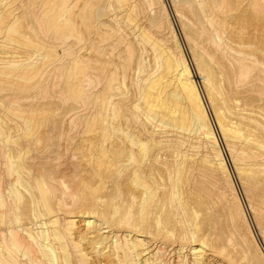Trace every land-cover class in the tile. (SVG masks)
I'll return each mask as SVG.
<instances>
[{
  "label": "bare ground",
  "instance_id": "bare-ground-1",
  "mask_svg": "<svg viewBox=\"0 0 264 264\" xmlns=\"http://www.w3.org/2000/svg\"><path fill=\"white\" fill-rule=\"evenodd\" d=\"M70 1L71 0H33V2H34V5H35V7H36V4H39V5H41L42 7L43 6H45L46 8H47V6L46 5H48V10L47 11H49V12H51V14L49 15V12H44L45 13V15H44V13L43 14H40V15H43L42 16V18L45 16V19H44V21H41L42 23H44L43 25V28H44V30L43 29H41V30H43L42 31V34L44 33V32H47V35H48V33H52L51 35V38H50V40L51 39H53L54 41H56V40H59V42H64V44H67V42H69V41H67L68 39L70 40V38L72 39V38H74L75 37V39L76 38H78V37H80L79 39H76V41L78 40L79 42L81 41V40H86L85 41V43L87 42V39L85 38V34L83 35V31H81V28L80 27H83V25L85 26V29L89 32V33H91V31H93V29H94V26H96V25H94V23L97 21V27H98V16H99V14H100V11L101 10H99L98 8L96 9L97 11L95 12V10H93L95 7H96V5H95V7L94 8H90V6L91 5H89V4H92V2L94 3V1H89V2H91V3H89V4H87L86 2V4H87V6L85 7V11H87L86 12V14L83 16V25L82 26H79V22H78V19L76 20V17H75V19H74V17L73 16H75L76 14H75V11H77V10H71V8H70ZM83 1V0H82ZM87 1V0H86ZM101 1H103V2H105V0H101ZM113 1V0H112ZM112 1H108V2H112ZM139 1V0H138ZM137 1V2H138ZM140 1H143L142 3H143V5L145 4V5H147V6H149L151 9H153V10H156V1L155 0H140ZM159 1V0H158ZM175 2H176V0H174ZM174 1H173V3H174ZM246 0H184V5H186V4H188V5H190V6H192L194 9V12H193V10H191L193 13H194V15H195V18L196 19H193V20H197L196 22L198 23V26H197V29H196V31H194L195 29L194 28H191V29H193L192 31H194L195 32V35H194V37H193V35L191 34L190 35V37L192 36V38H190V37H188V40L187 41H189V44H190V46L191 47H193V49H196V48H198V57L196 58L195 56V58L197 59V65H198V69H199V71H200V74L202 75V77H201V79L203 80V82H204V85H205V88H206V91L208 92V95H209V100H210V103H211V105L213 106V108H214V111H215V113H216V119H217V124H218V128H217V126H216V124H215V122H212V120H211V117H210V114H209V111H208V108H207V104H206V102H205V100H204V97H203V95H202V93H201V91H200V89H199V87H198V84H197V81H196V76H195V74H194V72H193V69L191 68V65H190V63H189V61H188V59L186 58V56H185V54H184V51H183V48H182V44L180 43V40H179V36H177V34H176V30H175V28L172 26V24L173 23H171V20H170V18L169 17H171L170 16V14L168 13V10H167V6L165 5V3H162V5H163V9H161L162 11H161V13H162V15L164 14V16H166V18L165 19H168L167 21H168V23H169V25H170V30H171V34H172V38H173V40L175 41V44H176V50H177V52H175L172 48H171V46L167 43V40L165 41L164 39H166V38H160V39H158V37H157V35H156V37L155 36H153V35H155V33H153L152 34V36H151V38L153 37L154 38V40H155V38H157L158 40H155L156 42H153V41H151L152 43H150L149 42V40L148 41H146V39H145V41L146 42H149L151 45H153L154 46V48L155 49H153L152 47H150L151 49H153L154 50V52L156 51L157 53H155L156 55H157V64L154 62L153 64H156L158 67V70L156 71V69L157 68H155V70H154V72H151V77H150V75H149V79L148 78H145V77H143V78H145V79H147V80H145V79H143L142 81H147V82H145V86H144V88L143 89H141L142 90V96H140V97H142V99H138L139 101H141L140 103H142V104H136V108L134 107V109L135 110H137V111H134V112H138V114L137 115H139V114H141L142 113V115H144V116H142V115H140V116H142V117H145L146 118V120L147 121H149V122H152L153 123V127H154V123H155V121H156V124L158 125V123H159V125H158V127L160 126V128L158 129V130H160L161 128H167V130L169 129L171 132H169L168 131V133L167 134H169V133H171L172 135H174L173 133H172V131H176L177 133H178V131H180V132H189V133H193V134H195V141H197V143L196 142H194V143H196V144H194V145H196V146H194V147H196L197 149H199V148H201V151H202V149H203V151L205 152L204 153V155H203V157L202 158H200V161L198 162V165H195V169L197 168L196 166H198V169H196V171L195 172H197V170H199V181L198 180H196V178H195V180L196 181H198V184H197V188H196V190H194L195 189V187L193 188V187H190V188H192V190H194V192L192 193V191H190V190H188L189 191V193H191V195L190 196H188V197H183V195H184V192H185V188L186 187H188L187 186V184H189V186H190V183H188V181H189V176L191 175V174H189V172H190V168H189V163H190V160L191 161H194V159L192 160V157H189L188 155H186V152L188 153V152H191V151H195V149H193V150H191V151H185V154H183V152L184 151H182V153H180L179 151H178V149H177V151L175 150V149H171V151L173 150H175L176 152H172V154H174L175 155V153H176V155L174 156L173 155V157H176V163L175 162H173V163H175V164H173L172 166H176L175 167V171H173L174 172V176H171L169 179L171 180V183H172V187H173V189L175 190L174 192H173V194L174 195H176V199H179L180 200V202H178V203H180L179 204V207L182 209V213H184L183 215H185V218H186V222L189 224V236H190V239H191V245H192V247H191V251H192V253H193V256H194V259L192 260V264H204V262H206L205 261V259H206V257H205V254L208 252V251H211L210 250V248H209V244L205 241V237H203V235H205V234H216L219 238H217V239H220L221 241H219L221 244V246H219L220 248H216V249H214V250H212V254H214V255H216L217 257H220V258H218V259H222V260H224V261H226V262H229V260L231 259L232 260V258H233V256H232V254L231 255H229L230 254V252L229 251H238L241 255H243V258H244V261H245V263L244 264H255V261L254 260H252L251 259V257H252V254L254 255V256H256L255 258H257V260H258V262H259V264H264V245L261 243V241L258 239V237H257V233L255 232V230H254V227H253V225H252V223L250 222V220H249V217H248V214H247V210H246V208H245V206H244V204H243V202H242V199H241V197H240V194L238 193V191H237V188H236V183L234 182V180H233V176H232V174H231V172H230V170H229V166H228V163H227V159H226V156H225V153H224V151H223V148H222V145H221V142H220V139H219V132H218V129H219V131H220V133H221V135H222V137L225 139V141H226V143H227V145H228V149H229V151H230V153H231V155H232V158H233V160H234V162H235V164H236V166H237V171H238V173H239V175H240V177H241V179H242V181L243 182H246V181H248V183H249V186H250V188L249 189H252L253 191H254V193H255V201H254V203H252L251 204V207H250V210L253 212V214L255 215V217H256V222L258 223V225H259V228H260V232H261V235H262V237L264 238V88L263 87H261L262 86V84H261V82H259L260 84H257V82L258 81H260V80H263L264 81V10H263V6H261V4L260 3H258V1L256 2V5H257V7L255 6V9H256V11L258 12V13H253V14H255V15H253L252 14V12L253 11H250V14H252V15H250V14H248V12L245 10V9H247V8H243V4H244V2H245ZM250 1V0H249ZM3 2V0H0V4ZM9 3L11 2L10 0L8 1ZM14 2V1H13ZM15 2H17L16 0H15ZM29 2V1H28ZM32 2V0L30 1V3ZM50 2L52 3L51 5H50ZM78 2H80V0L78 1ZM84 2V1H83ZM113 2H115V1H113ZM135 0H116V2L115 3H117V4H115L116 6L118 5V9L119 10H121V12H118V14H123V15H125L126 17L127 16H129V20H125V21H127L126 23H128L129 21H130V18H131V20H135V18H134V16L132 17V16H130L129 14H133L134 12V10L133 9H135L134 7H136V5H138V6H140L141 5V8L142 7H145V6H143L142 4H135ZM145 2V3H144ZM247 3H248V1H246ZM251 2V1H250ZM3 3H5V2H3ZM2 3V4H3ZM7 3V2H6ZM5 3V4H6ZM18 3V2H17ZM16 3V4H17ZM22 3V2H21ZM30 3H28V8H30L31 6H33V4L32 5H30V7H29V4ZM81 3V2H80ZM100 3V2H99ZM98 3V4H99ZM102 3V2H101ZM141 3V2H140ZM160 3V2H159ZM158 3V4H159ZM182 3V2H181ZM253 3V2H252ZM254 3H255V1H254ZM264 3V2H263ZM1 4V5H2ZM16 4H15V7H16ZM84 4V3H83ZM104 4V3H103ZM103 4H100V5H102L103 6ZM108 4V3H107ZM22 5V4H21ZM71 5H73L72 4V1H71ZM79 5V4H78ZM93 5V4H92ZM99 5V6H100ZM110 5V4H109ZM115 5H112V6H115ZM183 5V4H182ZM183 5V6H184ZM252 5H254V4H252ZM252 5L250 6V8L249 9H251V7H252ZM3 6V5H2ZM26 6H27V4H26ZM38 6V5H37ZM41 6H39L40 8H41ZM98 6V5H97ZM111 6V9H109V10H112V9H115V8H113ZM115 6V7H116ZM177 6H179V5H177ZM187 6V5H186ZM14 8L12 5L10 6V4L8 5H5V7L3 8L4 10L2 11V12H0V43H2V45H1V48H7V47H9V45H6V46H4L3 45V43H15V42H12V41H16V38H14V36L16 35L17 36V39H18V37H19V39L22 41H19L20 43H18V45L19 44H21V43H23V48L25 47V49H28L29 48V50H31L30 52H32V50H35V49H38L39 48V51L37 50L36 52H38V53H40L39 55L41 56V58L42 59H38L37 61H34L35 60V58L38 56V53H37V56H36V54H35V52H34V54H35V57H34V60H32L33 59V56L31 55V54H27L26 56H22L23 57V59L22 58H20V61L18 60V59H16V60H13V59H11L10 57H8L7 55L9 54V52H12L13 51V49L12 50H9V52H8V50H6L5 49V51H4V49H3V52L1 53V55H3V56H1L0 57V95H3L4 93H5V91H10L11 92V95H12V93H13V95H12V97L13 98H15V102L11 99V97H10V99L14 102V103H17V105H19L20 104V102H19V104H18V101H22V100H24V99H28L29 97H31V94L34 92V94H36L35 93V91L37 90V89H40V87L42 86H40V82H36V81H38L37 79L39 78V81H40V77L42 76L41 75V72L43 73V72H46V70L45 71H43L44 69H45V67L47 66L46 64H49L50 62H52V64L51 65H54L56 62H57V60H58V58L59 57H56V55L57 54H55V52H56V50L54 49H49L50 47H52V46H48V45H46V49L44 48V44L46 43L45 42V39L44 38H46V39H48L44 34H43V36H45L43 39H44V41H42V44L44 45V46H42L41 44L39 45V42H37V40H36V38L34 39V34H35V32H34V34H33V32H31L33 35L31 36V38H33L34 40H36L35 42L37 43H35V42H33L32 40L33 39H30L29 37H27L26 35H23L24 34V32H23V34H22V31H21V27H20V25L18 24L19 23V21L20 20H18V18H15L14 17V13H16V11H15V9L17 8H14L13 10H12V8ZM34 7V6H33ZM32 7V8H33ZM44 7V8H45ZM72 7H74V6H72ZM77 7H79V6H77ZM93 7V6H92ZM109 7V6H108ZM1 7H0V9H2ZM38 8V7H37ZM36 8V10H34L32 13H33V17H35L34 16V14H35V11L37 12V11H40L39 9H37ZM76 8V7H75ZM75 8H73V9H75ZM146 9H149V8H147V7H145ZM162 8V7H161ZM188 8H190V7H188ZM19 9V8H18ZM76 9H79V8H76ZM106 9V8H105ZM118 9L116 10H114V11H118ZM146 9H141V11L142 10H146ZM151 9H149V11H151ZM158 10H159V7L157 8ZM248 9V10H249ZM252 10V9H251ZM13 11H15V12H13ZM74 11V12H73ZM83 11V13H85V11L84 10H82ZM113 11V10H112ZM138 11V10H137ZM139 11H140V8H139ZM138 11V12H139ZM140 11V13H143V12H146V11H143V12H141ZM149 11H147V12H149ZM157 11V10H156ZM187 11V10H186ZM186 11H184V12H186ZM28 12V11H27ZM41 12V11H40ZM132 12V13H131ZM138 12H135L136 14H133V15H137V16H139L138 15ZM147 12H146V14H147ZM154 13H155V11H153ZM181 12V11H180ZM235 12H237V13H235ZM29 13H31V11L29 12ZM47 13V14H46ZM66 13H68V15H66ZM80 13V12H79ZM106 13H110V12H106ZM114 13V12H113ZM154 13L152 14L153 15V21H152V24L150 23V21H149V23L151 24V28H156V30L157 31H159V30H161L160 32H162V23L164 22L163 21V18L160 16V14H158L155 18H154ZM159 13H160V11H159ZM259 13H261V15L259 14ZM14 14V15H13ZM28 14V13H27ZM26 14V15H27ZM144 14V13H143ZM150 14H151V12H150ZM180 14V13H179ZM188 14V13H187ZM16 15H17V13H16ZM30 15V14H29ZM37 15H39L38 14V12H37ZM112 15V14H111ZM111 15H109L110 17H111ZM114 15V14H113ZM28 16V15H27ZM79 16V15H78ZM104 16V15H103ZM103 16H101V17H103ZM106 16H107V14H106ZM109 16H108V18H109ZM117 16V15H116ZM119 16V15H118ZM117 16V18H119ZM148 16H150V15H148ZM147 16V17H148ZM178 16V15H177ZM19 17V16H18ZM22 17V16H21ZM26 17V16H25ZM32 17V16H31ZM41 17V16H40ZM81 17H82V15H81ZM105 17V16H104ZM121 17V16H120ZM187 17V16H186ZM190 17V16H189ZM28 18H30V17H28ZM36 18H39L38 16L36 17ZM41 18V19H42ZM112 18V17H111ZM123 18H125V17H122V19ZM179 18H181L182 20H183V16H182V14H180V17ZM184 18H185V16H184ZM20 19V18H19ZM31 19V18H30ZM33 19H35V18H33ZM40 19V20H41ZM82 19V18H81ZM80 19V20H81ZM114 18H112L111 20H113ZM121 19V22L122 23H124L123 22V20ZM128 19V18H127ZM138 20H141L140 18H137ZM143 19V18H142ZM145 19H146V17H145ZM148 19V18H147ZM150 19V18H149ZM148 19V20H149ZM32 21V19L30 20V22ZM114 21L117 23V24H119V22L120 21H117L116 20V17H115V19H114ZM136 21V23L139 25V28H140V25L143 23V21L141 22V24L139 23V22H137V20H135ZM145 21V20H144ZM147 21V20H146ZM163 21V22H162ZM166 21V20H165ZM191 21V20H190ZM190 21H187V23L188 22H190ZM24 22V21H23ZM28 22V21H27ZM35 22H36V20H35ZM40 23V21H39V19H38V21H37V23ZM103 21L101 20V23H102ZM195 22V23H196ZM37 23H36V25H37ZM38 23V24H39ZM41 23V24H42ZM121 23V24H122ZM126 23H124L125 25H127ZM130 24H128V25H131V21L129 22ZM186 22H185V24H187ZM191 23V22H190ZM197 23H196V25H197ZM22 24V23H21ZM100 24V23H99ZM104 24V23H103ZM102 24V25H103ZM133 24H135V23H133ZM132 24V25H133ZM144 24V23H143ZM194 24V23H193ZM101 25V24H100ZM123 25V24H122ZM124 25V27L127 29V30H125L126 31V34H127V32H128V30H130V27H129V29L126 27ZM145 25V24H144ZM143 25V26H144ZM188 25H191V24H187V26ZM39 26V25H38ZM150 26V25H149ZM186 25H185V28L187 27ZM194 26V25H193ZM34 26H31V28H33ZM40 27H42V26H40ZM101 27V26H100ZM119 27V26H118ZM123 27V26H122ZM131 27H137L138 28V26L136 25V26H131ZM26 28V27H25ZM35 28V27H34ZM36 28H38V27H36ZM121 28V27H120ZM138 28V29H139ZM147 28V27H146ZM163 28H164V26H163ZM184 28V27H183ZM138 29H137V31H138ZM168 28L166 27V29L165 30H167ZM23 30V29H22ZM26 30V29H25ZM133 31H134V29H132ZM132 30H130V32L132 31ZM153 30V29H152ZM155 30V31H156ZM164 30V31H165ZM169 30V29H168ZM188 30V29H187ZM24 31V30H23ZM110 31V30H109ZM111 31H113V30H111ZM115 31V30H114ZM123 30L121 29V32L120 33H123L122 32ZM137 31H136V33H137ZM142 31H143V28H142ZM142 31H140L141 33H142ZM146 31V30H145ZM148 31H150L148 28H147V32ZM157 31H156V33H157ZM163 31V32H164ZM27 32V31H26ZM95 31H93V33H94ZM100 32H102V31H100ZM108 32V31H107ZM116 32V31H115ZM119 32H117L116 34L114 33V32H111V33H113V34H115V35H117V34H120ZM146 32V33H147ZM153 32H154V30H153ZM159 32V33H160ZM170 32V31H169ZM30 33V34H31ZM41 33V32H40ZM96 33V32H95ZM110 33V32H109ZM110 33V34H111ZM132 34L131 35H133V34H135V33H133V32H131ZM143 33H145V32H143ZM149 33V32H148ZM147 33V34H148ZM168 33V32H167ZM88 34V33H87ZM97 34V33H96ZM98 34H100V33H98ZM110 35L109 37H112V36H115V35ZM125 34V33H124ZM124 34H121V35H123L124 36ZM126 34H125V36H126ZM138 34V33H137ZM136 34V35H137ZM160 34H163V33H160ZM165 34H166V32H165ZM165 34H163V35H165ZM168 34H170V33H168ZM186 34H189V33H186ZM37 35V34H36ZM101 35H103V34H101ZM105 35V34H104ZM40 36V35H39ZM50 36V35H49ZM78 36V37H77ZM84 36V37H83ZM98 36H100V35H98ZM123 36H121V38H120V36L118 37V39L120 40V39H122L123 40V42H119V43H115V42H118V41H115L114 42V45H118V46H121V45H125V44H122V43H124V40H125V38L127 37H125V38H123ZM137 36H139V37H142L140 34L139 35H137ZM145 37H147L148 38V36H146V35H144ZM150 36V35H149ZM160 36H162V35H160ZM187 36V35H186ZM38 37V36H37ZM53 37V38H52ZM109 37H105V36H103V38H106L107 40H108V38ZM136 37V36H135ZM144 37V38H145ZM164 37V36H163ZM166 37V36H165ZM169 37V36H168ZM40 38H41V36H40ZM39 38V39H40ZM94 38H96V37H94ZM99 38V37H98ZM113 38V40H115V38L116 37H112ZM138 38V37H137ZM172 38H171V40H172ZM39 39H38V41H39ZM89 39V38H88ZM92 39V38H91ZM106 39H105V41H106ZM110 39V41L109 42H111V41H113V40H111V38H109ZM127 39V38H126ZM149 39H150V37H149ZM41 40H42V38H41ZM41 40H40V42H41ZM62 40V41H61ZM64 40V41H63ZM74 40V39H73ZM131 40V39H130ZM135 40H137V39H135ZM139 40V39H138ZM141 40V39H140ZM7 41V42H6ZM18 41V40H17ZM47 41V40H46ZM77 41V42H78ZM84 41H83V43H84ZM104 41V42H105ZM127 41H129V39H127ZM127 41H125V43L127 42ZM132 41V40H131ZM142 41V40H141ZM143 41H144V39H143ZM173 41V42H174ZM56 42H58V41H56ZM55 42V43H56ZM58 42V43H59ZM75 42V41H74ZM79 42H78V44H79ZM98 42V41H97ZM109 42H107V43H109ZM7 43V44H8ZM17 43V42H16ZM58 43H56L57 45H58ZM81 43H82V41H81ZM80 44V45H78L79 47L81 46V45H83L84 46V44ZM90 43V42H89ZM24 44H25V46H24ZM48 44V43H47ZM64 44H62V45H64ZM87 44V43H86ZM92 44H95V42L94 43H92ZM91 44V45H92ZM104 44V43H103ZM146 44V43H145ZM174 44V43H173ZM172 44V45H173ZM13 45H15V44H13ZM13 45H11V46H13ZM69 45V44H68ZM91 45L90 46H88V47H91ZM95 45H97V44H95ZM93 46L92 45V47H96V46ZM100 45V44H99ZM105 45V44H104ZM104 45H101V46H104ZM113 45V44H112ZM127 45V44H126ZM139 45H142V44H140L139 43ZM138 45V46H139ZM148 44H146V46H147ZM15 46H17V44L15 45ZM22 46V45H21ZM27 46V47H26ZM39 46H41V48L39 47ZM47 46L49 47L48 48V50H50V51H47ZM127 46H129V43H128V45ZM143 46V45H142ZM175 46V45H174ZM14 47V46H13ZM12 47V48H13ZM19 48H21L20 46H18ZM46 50V51H44L43 50V48ZM57 46H55V48H56ZM59 47H61V46H59ZM71 47V46H70ZM73 47V46H72ZM87 47V46H86ZM86 47L84 46V48H85V50H86ZM87 47V48H88ZM113 47H115V46H113ZM121 47H123L124 48V46H121ZM133 47V46H132ZM132 47H130V48H126L127 50H128V55L131 57L132 56V53H134V52H132V50L134 49V47H133V49H131ZM16 48V47H15ZM22 48V49H23ZM31 48V49H30ZM63 48V50L65 49V47L63 46L62 47ZM69 48V47H68ZM83 48V49H84ZM101 48V50H97V51H102V49H104L105 50V48H108V46L107 47H100ZM109 48H110V45H109ZM148 48H149V46H148ZM8 49V48H7ZM10 49H11V47H10ZM70 49V48H69ZM68 49V50H69ZM75 49V48H74ZM80 49H82V48H80ZM95 49V48H94ZM97 49V48H96ZM112 49V48H111ZM130 49H131V51H130ZM191 49V48H190ZM15 50V49H14ZM16 50L18 51V48H16ZM20 50V49H19ZM43 50V51H42ZM51 50H53V51H51ZM68 50H65L66 52L68 51ZM76 50V49H75ZM78 50V49H77ZM84 50V51H85ZM88 50V49H87ZM91 50H93V48L91 49ZM110 50V49H109ZM112 50H114V49H112ZM126 50V51H127ZM135 50V49H134ZM17 51H14V52H16L17 53ZM22 51V52H21ZM25 51V50H24ZM23 50H20V51H18V53H25ZM73 51V50H72ZM116 51H117V49H116ZM125 51V50H124ZM14 52H13V54H14ZM29 52V53H30ZM65 52V53H66ZM70 52H71V49H70ZM73 52H75V51H73ZM72 52V53H73ZM77 52V51H76ZM75 52V53H76ZM107 52V51H106ZM121 52H123V51H121ZM132 52V53H131ZM135 52H136V50H135ZM27 53V52H26ZM72 53H67V55L66 56H68V57H70L71 55H72ZM79 53H81V50L79 51ZM79 53H77V55L79 54ZM86 53V52H85ZM91 53H93V51L91 52ZM100 53V52H99ZM99 53H95V56H96V54H98V56H101V54H99ZM102 53V52H101ZM123 53H125V52H123ZM130 53V54H129ZM196 53V52H195ZM69 54V55H68ZM74 54V53H73ZM126 54H127V52H126ZM25 55V54H24ZM31 55V56H30ZM77 55H75L74 54V56L75 57H77ZM81 55V54H80ZM85 55V54H84ZM83 55V56H84ZM103 55V54H102ZM118 55V56H117ZM117 55H114V56H117V57H119V56H121V58H122V53L121 54H117ZM128 55H126V56H124L125 58H123L122 60L123 61H131L132 60V57L135 55H133L132 57H131V60L130 59H128V60H126V57H129ZM153 55V54H152ZM155 55V56H156ZM9 56H12L11 54L9 55ZM40 56H39V58H40ZM74 56H72L73 57V59H71V57L69 58V59H71V62L69 61V64L68 65H63L64 63H60V65H63V66H61L62 67V69H61V67H60V69L58 68V67H56V68H58L59 70H61V72L59 73V75H61L60 76V78L62 77V78H64L63 80V82H64V86H62L63 87V89H64V87H65V89H66V91L67 92H65V93H68L67 94V96L66 97H70V99H71V102L73 101V102H75V100H76V102L78 103V102H87V103H89L88 101H93L97 96H98V98L99 97H104L102 100H104V99H106L107 97L106 96H108V95H106V96H103L102 95V91L101 92H98V94L99 95H97L96 94V91H95V94H93V93H91L90 92V90H91V88H94L95 87V85H93L94 87H92V85H91V83H95L94 82V80H92V78L94 77V76H96V75H94L92 78H91V80H90V78L89 77H91L92 75L91 74H89L88 76H87V74L86 73H81L82 75H80V76H83V77H79V78H76V73L74 72V70H75V67H74V65H77V67H76V70H79V65L81 64V63H84V64H86L85 62H82V61H79V62H81V63H79V62H77L79 59L80 60H82L81 58H76V59H74L75 57ZM98 56H96V57H98ZM104 56V55H103ZM103 56L102 57H100L101 58V60L102 61H104L103 59H105V58H103ZM136 56V55H135ZM13 58H14V55L12 56ZM16 57H18V56H16ZM19 57H21V56H19ZM87 57H89V56H87ZM106 57V56H105ZM129 57V58H130ZM85 58V57H84ZM83 58V59H84ZM103 58V59H102ZM109 58V57H108ZM107 58V60H109L110 61V59H113V58H110V59H108ZM115 58V57H114ZM120 58V57H119ZM135 58V57H134ZM153 58H154V56H153ZM59 59H61V58H59ZM64 59V58H63ZM67 59V58H66ZM78 59V60H77ZM91 59V61H92V57L90 58ZM89 58L88 59H85V60H90ZM97 59V58H96ZM77 60V61H76ZM98 60V59H97ZM96 60V61H97ZM60 61V60H59ZM64 61V60H63ZM68 61V60H67ZM91 61H89V62H87V65H85L84 67H81V70L83 69V68H86L85 70H87L86 72H88V71H90L91 70V68H93L92 66H94L95 67V62H93V63H91ZM113 61H116V60H113ZM123 61H121V63H125V66L122 64H119V65H121V67H126V65H130V64H126V63H128V62H123ZM154 61H155V58H154ZM101 62V61H100ZM105 62V61H104ZM111 62V61H110ZM118 62V61H117ZM119 62H120V60H119ZM135 62V60L133 61V63ZM54 63V64H53ZM79 63V64H78ZM88 63H91V64H93V65H89ZM97 63V67L99 66L98 65V62H96ZM101 63H103V62H101ZM130 63V62H129ZM131 63H132V61H131ZM59 64V63H58ZM100 64V63H99ZM106 64H108V63H105L104 64V66H103V64L101 65L102 67H104V71L106 72V70H105V68H106ZM113 64V63H112ZM118 64V63H117ZM140 64V61H139V63H138V65ZM144 64V63H143ZM142 64V65H143ZM131 65H133V64H131ZM137 65V66H138ZM196 65V66H197ZM49 66H50V64H49ZM48 66V68H51V66L49 67ZM81 66V65H80ZM83 66V65H82ZM87 66H89L88 68H87ZM101 66H99V67H101ZM110 66V65H109ZM112 66V65H111ZM111 66H110V68H111ZM140 66L141 65H139V67H137V69L138 68H140ZM155 66V65H154ZM54 67V68H55ZM91 67V68H90ZM98 67V68H99ZM101 67V68H102ZM108 67V66H107ZM133 67H134V65H133ZM145 67V66H144ZM97 68V69H98ZM109 68V67H108ZM129 68L131 69V67L129 66ZM129 68H127L126 67V69L128 70ZM134 68H136V67H134ZM152 68V67H151ZM47 69V68H46ZM53 69V68H52ZM118 69V68H117ZM121 68H119V70H120ZM145 70H143V71H146V68H144ZM51 70V69H50ZM55 70H57V69H55ZM81 70H79V72H81ZM100 71H103V70H101V69H99ZM99 70H97V71H99ZM118 70V71H119ZM139 70V69H138ZM149 70H151V69H149ZM58 71V70H57ZM83 71H84V69H83ZM96 71V72H97ZM109 71H112V70H110L109 69ZM109 71L108 72H106V73H109ZM117 71V72H118ZM122 71L124 72V68H122ZM126 71V70H125ZM143 71H140V72H143ZM148 71V70H147ZM48 72V71H47ZM73 72H74V74H73ZM77 73H78V71H76ZM95 72V73H96ZM113 72V71H112ZM111 72V73H112ZM115 72H116V70H115ZM127 72V71H126ZM126 72H124V73H126ZM133 72V71H132ZM104 73V72H103ZM102 73V74H103ZM106 73H105V78H102V77H104L102 74H100L101 76L99 77V75H98V78L96 77L95 79L97 80V79H99V81H101V79L103 80L104 79V81L106 82L104 85H105V91L106 92H108L109 94L111 93L112 94V92H109L110 91V89L111 88H113L112 86H113V84H111L112 83V81H114V79H115V77L114 78H112L111 76L109 77L108 76V74L106 75ZM124 73L122 74V72H121V74L122 75H124ZM128 73L129 72H127L125 75L126 76H123L124 78H122L123 80L122 81H126L127 79L126 78H128V77H130L131 78V76H132V74H131V76H128ZM136 73V70L134 69V73H133V75ZM147 73H149V72H147ZM152 73H155V74H153L152 75ZM46 74V73H45ZM52 74V73H51ZM98 74H99V72H98ZM117 74V73H116ZM138 74V73H137ZM58 72H57V74L55 75V76H57V77H55V78H57L58 80L60 79L58 76ZM110 75H112V74H110ZM121 75V76H122ZM44 77H45V75H43ZM46 76H48L47 74H46ZM74 76V77H73ZM109 77V79L108 78H106V77ZM112 76H114V74L112 75ZM128 76V77H127ZM88 77V78H87ZM126 77V78H125ZM146 77H147V75H146ZM52 78H53V76H52ZM74 78H76L74 81H75V83H74V81L72 82V80L71 79H74ZM84 78V79H83ZM87 78V79H86ZM110 78H112L113 80H110ZM50 79V78H49ZM56 79V81H58ZM106 79H108V80H106ZM119 79V78H118ZM117 79V80H118ZM36 80V81H35ZM46 80V79H45ZM45 80L43 79V81L45 82ZM61 80V79H60ZM87 80V81H86ZM131 80V79H130ZM41 81H42V79H41ZM42 81V82H43ZM59 82V81H58ZM61 83H62V81H60ZM97 82H98V80H97ZM102 82V81H101ZM118 82V81H117ZM117 82H114L115 84L117 83ZM138 82V81H137ZM136 82V83H137ZM143 82V83H144ZM60 83V84H61ZM86 83H88V85H86L85 86V84ZM134 83V82H133ZM138 83H140V82H138ZM143 83H141V84H143ZM47 84V83H46ZM45 84V85H46ZM98 84H100L99 82H98ZM102 84V85H103ZM124 84H126V82H123V86H126V85H124ZM55 85H59V83L58 84H56L55 83ZM54 85V86H55ZM101 85V86H102ZM135 85V84H134ZM259 85H261V86H259ZM50 86V85H49ZM53 86V88H55ZM87 86H90L88 89L86 88ZM98 87H100L99 85H97ZM115 86H117V85H115ZM139 86V85H138ZM138 86H136V87H138ZM51 87V86H50ZM50 87H48V84L46 85V87L44 88V89H41V91L39 92V90H38V94H37V99L40 97V94L41 95H43V96H45L46 95V93L47 94H50V91H49V89L48 88H50ZM58 87H60V86H56V91H57V88ZM61 87V88H62ZM127 87V86H126ZM42 88H43V86H42ZM48 89V91H49V93L47 92V89ZM61 88H60V91H63L64 92V90H61ZM102 88H104V86H102ZM118 89H122V88H120V87H117ZM95 90H96V88H94ZM94 89H93V91L92 92H94ZM113 89H115V88H113ZM127 89L129 90V88H125V90L127 91ZM50 90H51V88H50ZM59 90V89H58ZM101 90H104V89H101ZM109 90V91H108ZM125 90H122L123 91V93H126V92H124ZM138 90V89H137ZM59 91V92H60ZM105 91H103V92H105ZM111 91H112V89H111ZM120 91V90H119ZM4 92V93H3ZM10 92H8L9 93V95H10ZM52 92H54V90L52 91ZM58 92V93H59ZM63 92H61L60 94H62V96L64 95V93ZM105 92V93H106ZM117 92V91H116ZM121 92V91H120ZM128 92H130V90L128 91ZM139 92V91H138ZM1 93H3V94H1ZM107 93V94H108ZM123 93H117V95L119 94V95H122ZM139 93H141V91L139 92ZM138 93V94H139ZM6 94H7V92H6ZM45 94V95H44ZM59 94V95H60ZM113 94H114V91H113ZM126 94H128V93H126ZM5 95V94H4ZM58 95V94H57ZM125 95V94H124ZM124 95H123V97H124ZM49 96V95H48ZM129 96H130V93H129ZM129 96H127L126 95V97H129ZM132 96V95H131ZM7 99H9L8 97H7V95L5 96ZM34 97V96H33ZM46 97H47V95H46ZM46 97H45V99H46ZM49 97H51V95L49 96ZM49 97H47V98H49ZM114 97H116V96H114ZM121 97V96H120ZM123 97H121L120 99H122ZM4 98V97H3ZM5 98V99H6ZM54 98V97H53ZM58 98H59V96H58ZM97 98V99H98ZM111 98V97H110ZM110 98L108 97V99H109V101H112L113 102V100H110ZM125 98V97H124ZM132 98H133V96H132ZM131 98V99H132ZM139 98V97H138ZM35 99H36V96H35ZM43 99V98H42ZM65 99V98H64ZM134 99H135V96H134ZM3 100L4 99H2V102H3ZM29 100V99H28ZM31 100V99H30ZM48 100V99H47ZM50 100V99H49ZM54 100V99H53ZM62 100V99H61ZM81 100V101H80ZM96 100V99H95ZM99 100V102H100V98L98 99ZM124 100V102H125V100H126V98L125 99H123ZM122 100V101H123ZM0 101H1V99H0ZM8 101V100H7ZM6 100H5V102H7ZM26 101V100H25ZM36 101V100H35ZM37 101H40V100H37ZM46 101V100H45ZM52 101V100H51ZM66 101V100H65ZM106 101H107V99L105 100V104H102L103 106H105L106 105ZM13 102H11V103H13ZM22 102H24V101H22ZM47 102V101H46ZM62 102V101H61ZM75 102V103H76ZM98 101H96L94 104H96ZM98 102V103H99ZM102 102H104V101H102ZM101 102V103H102ZM112 102H109L110 104H114V106L115 107H117L118 105L117 104H115V103H117V102H115V103H112ZM131 102V101H130ZM136 102H138V101H136ZM9 103V102H8ZM24 103H26V104H23V106H25L26 108H28L27 107V102H24ZM30 103V102H29ZM40 103V102H39ZM63 103V102H62ZM86 103V106H88V105H90V103L89 104H87ZM92 103V102H91ZM100 103V104H101ZM109 103H107V104H109ZM1 104V103H0ZM3 104V103H2ZM22 104V103H21ZM20 104V105H21ZM31 104V103H30ZM66 104V103H65ZM93 104V103H92ZM20 105H19V107H20ZM80 105H82V104H80ZM112 105H110V106H112ZM127 105V103L125 104V106ZM128 105H130V104H128ZM133 105V104H132ZM7 106H8V104H7ZM13 106V104H11L10 105V107H12ZM31 106V105H30ZM85 106V105H84ZM94 106H96V105H94ZM100 106V107H99ZM98 107H99V111H100V108H102L103 106H101V105H99ZM109 106V105H108ZM108 106H105V108L107 109L108 108ZM109 106V107H110ZM113 106V107H114ZM122 110H123V108L125 107L123 104H122ZM5 107V106H4ZM32 107V106H31ZM35 106L33 105V108H34ZM44 107V106H43ZM43 107H40V108H42L41 110H43ZM90 107V106H89ZM114 107V108H115ZM127 107V106H126ZM13 108V107H12ZM14 108H15V106H14ZM36 108V107H35ZM37 108H38V106H37ZM40 108H38V112H35V111H33L32 113H31V111L29 110V109H27V110H29L30 111V115L31 116H33L34 115V113L38 116V114L41 116L42 114H41V112L39 113V109ZM104 108V107H103ZM103 108H102V110H103ZM104 108V110H106ZM0 109H2L1 107H0ZM9 109V108H8ZM17 109V108H16ZM32 109V108H31ZM110 109H112V107L110 108ZM119 109H120V106H119ZM125 109V108H124ZM132 109V108H131ZM3 110H5V109H3ZM2 110V111H3ZM23 110V109H22ZM33 110V109H32ZM40 110V111H41ZM45 110V109H44ZM47 110V109H46ZM45 110V111H46ZM89 110V109H88ZM100 111V113L98 112V111H96V112H98V113H96V114H100V115H102V113H104L105 111L103 110V111ZM113 110V109H112ZM48 111V110H47ZM60 111V110H59ZM82 111V110H81ZM90 111V110H89ZM107 111H111V110H107ZM124 111L125 110H123V112H122V115L124 114ZM3 112H5V111H3ZM12 113L13 114V110H10L9 111V113ZM50 112V114L48 113V112H46V113H44V116L46 117V115L45 114H49V118H45V119H49L50 120V118H53V119H51L52 121H54V115L55 116H57L56 114H58L57 112L55 113L54 112V115H52V112L53 111H49ZM83 112V111H82ZM109 112H107V115H109L110 113ZM121 112V111H120ZM120 112H118V113H120ZM126 112V111H125ZM141 112V113H140ZM1 113V112H0ZM11 113H10V115H11ZM19 114V112H17V110L16 111H14V114ZM60 113V112H59ZM78 113V112H77ZM109 113V114H108ZM112 113V112H111ZM118 113H116V110H114L113 111V113L111 114L112 116H113V120L111 119V118H109L110 117V115H109V117H108V119H110V120H112L113 121V124H109V126H111L112 128H113V131H112V128H111V130L110 131H112V134L111 133H109L107 130H105V129H108V128H105L104 130L107 132V136H108V133L109 134H111V136H113L114 134H113V132L115 133H117V134H119V135H121V137L120 138H122V139H127V141L129 142L128 144H131V146H135L133 149H137L138 150V147H139V149H140V151L139 152H141V154H142V156H141V158L143 157V159L144 158H147L148 156H149V154H150V151L152 150V149H154L153 148V146L154 145H157L158 143L155 141V143H157V144H154V142L152 143V142H150L152 139H149V142L147 141V140H138L137 138H135L134 136H135V134H134V136L133 135H131L132 133H128V131L127 132H125L122 128H121V126H119V124H121L120 122H117L118 120V117H120L121 116V114L120 115H118ZM15 114V116H17ZM20 114H22L23 115V117H22V119H21V117H19L20 116ZM19 114V118L18 117H15L16 119L18 118L19 120H21L20 122H25V124H24V127L27 125V128H26V133H24V132H21V133H23V134H31V132L32 131H34L35 129L36 130H38L39 128H44V127H39V125H38V129H37V124H40V126L41 125H43V121L45 120H43L42 118V120L40 119V123H37V121H39V119H38V117L36 118V117H34V118H36V119H38L37 121L35 120V122H33V119L34 118H32V120L31 119H29V118H31V116L30 115H28V116H26V118H24V113H23V111H22V113H20ZM26 114H28V112L26 113ZM47 114V115H48ZM74 114V113H73ZM126 114H128V112L126 113ZM130 114H131V112H130ZM1 115V114H0ZM2 115H4V114H2ZM8 115V113L7 114H5L4 116H5V118H6V120H8L7 119V116ZM63 115V114H62ZM75 115V114H74ZM92 115V114H91ZM95 115V114H94ZM13 116V115H12ZM43 116V115H42ZM41 116V117H42ZM51 116H53V117H51ZM59 116H60V114H59ZM58 116V117H59ZM72 116V115H71ZM81 116H84V115H82L81 114ZM86 116V115H85ZM84 116V117H85ZM124 116H125V114H124ZM134 116V115H133ZM27 117H29V118H27ZM93 117V116H92ZM91 117V118H92ZM95 117H98V115H95ZM104 117V116H103ZM12 118V117H11ZM10 117H9V119H11ZM14 118V119H15ZM44 118V117H43ZM76 118V117H75ZM80 118V117H79ZM79 118H76L75 120H73L72 121V123H71V125L73 124L74 125V121H76V122H78L77 120H79ZM88 118H90V117H88ZM94 118V117H93ZM99 118H100V116H99ZM125 118V117H124ZM132 118V117H131ZM130 118V119H131ZM140 118V117H139ZM16 119H15V123H16ZM105 119H107L106 117H105ZM108 119L107 120H105V121H108ZM120 119V118H119ZM128 120V118L126 117V120H128L127 122H129V121H131L132 123H133V119H135V117L132 119V120ZM12 120V119H11ZM47 120H46V122H47ZM70 120V119H69ZM87 120V119H86ZM89 120H91V119H89ZM88 120V121H89ZM96 120V118L92 121V122H94V123H87V121H86V124L87 125H92V126H94L95 127V122L97 121H95ZM117 120V121H116ZM137 120H138V118H137ZM136 120V121H137ZM146 120H144L145 121V123H146ZM14 121V120H13ZM112 121H110V123H112ZM143 121V122H144ZM0 122H1V120H0ZM6 122V121H5ZM4 122V123H5ZM22 122V123H23ZM56 122V121H55ZM82 122V121H81ZM139 122V121H138ZM137 122V123H138ZM143 122H141V123H143ZM3 123V122H2ZM0 124V135L2 134H4V133H6V132H4L5 130H4V128H2L3 126V124ZM34 123H37L36 125L34 124ZM50 123V122H49ZM65 123V122H64ZM107 123V122H106ZM105 123V124H106ZM152 123H149V124H151L152 125ZM7 123H5V125H6ZM14 124V123H13ZM16 124H18V123H16ZM47 124V123H46ZM77 124H79V123H77ZM76 124V125H77ZM108 124H107V126H108ZM148 124V123H147ZM19 125V124H18ZM21 125V124H20ZM19 125V126H20ZM34 125L36 126V128H34ZM76 125H74V128L73 129H75V126ZM86 125V126H87ZM96 125H97V123H96ZM139 125V124H138ZM146 125V124H145ZM7 126V125H6ZM43 126H45V125H43ZM65 126V125H64ZM131 126H132V124H131ZM140 126V125H139ZM156 126V125H155ZM18 126L16 125L15 126V128H17ZM73 127V126H72ZM90 128H94V127H91V126H89ZM102 127H104V126H102ZM141 127H144L143 125L141 126ZM146 127H148L147 125H146ZM10 128V127H9ZM22 128L23 127H21V130H22ZM46 128V127H45ZM76 128H78V126L76 127ZM101 128V127H100ZM156 128H157V126H156ZM155 128V129H156ZM18 129V128H17ZM16 129V130H17ZM87 131L90 133V131H89V128L87 127ZM110 129V128H109ZM108 129V130H109ZM19 130V129H18ZM23 130H25V128H23ZM22 130V131H23ZM35 130V131H36ZM40 130V129H39ZM85 130V129H84ZM91 130V129H90ZM140 130V129H139ZM142 130V129H141ZM143 130H144V128H143ZM147 130V129H146ZM146 130H144L145 131V134H148V133H146V132H149L148 130L146 131ZM164 130H166V129H162V131H164ZM7 131V130H6ZM11 131V130H10ZM20 131V130H19ZM86 131V130H85ZM85 131H83V132H85ZM86 131V132H87ZM143 131V132H144ZM29 132V133H28ZM37 133H40V131H36ZM36 132L32 135V137H33V139H31V140H34V141H36L35 139H36V136H37V134H36ZM43 132V131H42ZM73 132H75V131H73ZM92 132V131H91ZM103 132V131H102ZM140 132V131H139ZM142 132V131H141ZM142 132V133H143ZM167 132V131H166ZM175 132V133H176ZM11 134V136H12V132H10ZM14 133V132H13ZM21 133H19V134H21ZM47 133V132H46ZM79 133V132H78ZM93 133H96V132H93ZM152 133H155V132H152ZM162 133V132H161ZM35 134H36V136H35ZM74 135H75V133H73ZM80 134V133H79ZM96 134H98V133H96ZM103 134V133H102ZM104 134H105V132H104ZM6 135V134H5ZM5 135H3V136H5ZM8 135V134H7ZM6 135V136H7ZM10 135H9V142H10V145H12L13 146V144H15V142H19V141H21V142H25L23 139H24V136H23V138H21L22 136H20L19 138H21V140L20 139H18V141H17V139H16V141H14V143H12L13 141L12 140H10L12 137H10ZM64 135V134H63ZM70 135V134H69ZM94 135V134H93ZM139 135V134H138ZM150 135H154V134H150ZM149 135V136H150ZM177 134H175L174 135V137L176 136ZM183 135V134H182ZM185 135V134H184ZM5 136V138H7ZM30 136L31 135H28V137H26V138H30ZM38 136H41V134H39ZM86 136H90V135H88V133L86 134ZM86 136H84V138H87ZM104 136V135H103ZM106 136V137H107ZM110 136V135H109ZM108 136V137H109ZM110 136V137H111ZM165 136H167V135H165ZM170 136V135H169ZM14 137V136H13ZM31 137V138H32ZM34 137H35V139H34ZM68 137V136H67ZM105 136H104V138H106ZM107 137V138H108ZM109 137V138H110ZM118 137V136H117ZM152 138H154L153 136H151ZM158 137V136H157ZM173 136H172V138H170L169 137V141H175V140H173V138H174ZM178 137H179V135H178ZM178 137H175L174 139H177ZM180 137H182V136H180ZM0 138H2L1 136H0ZM5 138H3V139H5ZM17 138V137H16ZM25 138V139H26ZM45 138V137H44ZM82 138V137H81ZM81 138H79V139H81ZM106 138V139H107ZM119 138V137H118ZM190 138V137H189ZM194 138V137H193ZM193 138H191V139H193ZM8 139V138H7ZM5 140L4 142H6V146L3 144L2 146H4V147H6V150L7 151H5V149H4V151L2 152L1 151V159L3 158V162L2 161H0V162H2V165L3 166H1V168H0V171L3 169V170H5V172L7 173V174H11L12 176H10V179L7 177H5L6 179H8L7 181L9 182V180H10V183L8 184V185H5V184H2V182H0V218H1V220H2V222L5 224V225H7L6 226V229L7 230H5V232H3L2 233V231H1V229H0V231H1V233H2V235L3 236H1V240H0V264H60V263H63V264H72V262H74V261H72L73 259V257H75V256H73L72 257V253H71V255H70V252H69V249H68V245L69 244H66V242L67 243H69V242H71V244H72V239L70 238V237H72L73 238V227L74 226H76V220H75V218H76V216L75 215H71V212H69L70 210H72L71 208H73V207H70V210H68L66 207H65V205H64V200H66L67 198H69L68 197V195H69V193L68 192H66V194H68V195H66L67 196V198H66V196H64L66 199H64L63 200V197H61L62 198V202H63V204H61V202H59L60 203V205L58 206V204H57V206H56V204L54 203L55 201L54 200H56L57 201V199L56 198H58L59 196V193L58 192H60V191H58L57 192V190H58V188L56 187V189L55 188H53V187H51L50 185H46V183H45V185H43L42 184V182H45V181H47V180H43V181H39V178H38V176H39V173H38V175H34L35 176V178H36V176H37V178L38 179H35L36 181H34V187H35V182H36V186H37V189H38V191H39V197H40V200L39 199H36L35 198V196H34V198L35 199H33V196L31 195V194H33L32 192H34V191H32L31 192V188L32 187H30L29 188V185L30 186H32L29 182H27V180H26V182H27V184L25 185V180L23 181V180H21L23 177H24V175H26V174H30V173H28L29 171H27V173L25 174V170H30L31 171V174H35L34 172H33V170H32V168H33V165L31 164L32 163V161H30L31 163V165H32V168L30 169V168H27V167H29L30 165H28V164H26L25 163V161H26V159H28V157L25 155V154H19V157H14V156H16V154L14 155L13 154V157H12V155L10 156L9 154L10 153H8L9 151L11 152V149H12V147H11V149H7V147L8 148H10L9 146H8V144H9V142H8V140ZM48 139V138H47ZM69 139H72V138H69ZM76 139V138H75ZM89 139V138H88ZM38 140L40 141V137H38ZM38 140H37V143H38V145L40 144V143H42V142H38ZM67 140V139H66ZM72 140H74V139H72ZM78 140V139H77ZM83 140V139H82ZM82 140H79V141H82ZM85 140V139H84ZM83 140V141H84ZM109 140V139H108ZM153 140H155V139H153ZM152 140V141H153ZM177 140H180V139H177ZM186 140H190V139H188V137H187V139ZM34 141H31V142H33L34 143ZM111 141H112V139H111ZM113 141H115V140H113ZM145 141H147V142H145ZM168 141V140H167ZM7 142H8V144H7ZM50 142V141H49ZM67 142V141H66ZM105 142L107 143L108 141L107 140H105ZM124 142V141H123ZM126 142V141H125ZM161 142V141H160ZM191 142V141H190ZM0 143H1V139H0ZM12 143V144H11ZM27 143V142H26ZM29 143V142H28ZM46 143V142H45ZM73 143V142H72ZM72 143H69V144H72ZM76 143V142H75ZM79 143V142H78ZM127 143V142H126ZM187 143V142H186ZM186 143H183V144H185V147L187 146V144ZM20 144V143H19ZM31 145H32V143H30ZM29 144V145H30ZM80 144V143H79ZM78 144V145H79ZM108 144V143H107ZM106 144V145H107ZM125 144V143H124ZM127 144V145H128ZM168 144V143H167ZM182 144V146L184 147V145ZM192 144V143H191ZM191 144H190V146L189 147H193V146H191ZM18 145V144H17ZM17 145H15V147L17 148L18 146ZM23 146H27V145H25V143L24 144H22ZM21 145V146H22ZM165 145V144H164ZM193 145V144H192ZM1 146V145H0ZM22 146V147H23ZM35 146H36V144H35ZM73 146H75V145H73ZM198 146V147H197ZM15 147H14V149H15ZM22 147H20L19 149H16L17 151L19 150V152H20V149L22 148ZM32 147H34V146H32ZM42 147V144H41V146H40V148ZM103 147H106V146H103ZM161 147V146H160ZM173 147H175V146H173ZM178 146H176V148H177ZM28 148V147H27ZM31 148V147H30ZM29 148V149H30ZM39 148V147H38ZM44 148H45V146H44ZM72 148V147H71ZM79 148V147H78ZM125 148L126 147H124V150H125ZM132 148L130 149V151L132 150ZM179 149H180V146L178 147ZM187 148V147H186ZM2 149V150H3ZM23 149V148H22ZM33 149V148H32ZM31 149V150H32ZM36 149L37 148H35V152H36ZM42 149V148H41ZM127 149V148H126ZM170 149H169V151H170ZM9 150V151H8ZM13 150V149H12ZM25 150H27V149H25ZM69 150H70V147H69ZM77 149H75V151H76ZM79 150V149H78ZM104 150V149H103ZM107 149L105 148V150H104V152L106 151ZM129 150V149H128ZM184 150H186V149H184ZM188 150V149H187ZM190 150V149H189ZM28 151H30V150H28ZM33 151V150H32ZM33 151V152H34ZM40 151V150H39ZM42 151V150H41ZM41 151H40V153H41ZM89 151H90V149H89ZM202 151V152H203ZM21 152H24V151H21ZM26 152V151H25ZM37 152H38V149H37ZM43 152H44V150H43ZM42 152V154H44ZM88 152V151H87ZM125 152H128L127 150H125ZM195 152H199V150L198 151H195ZM12 153H14L13 151H12ZM30 153H32V152H30ZM29 153V154H30ZM73 153V152H72ZM90 154H92L91 152H89ZM101 153V152H100ZM103 153V152H102ZM105 153H107V152H105ZM137 152H134L133 153V150H132V154H134V155H132V159L133 160H135V162H137V160H136V156H135V154H136ZM177 153H178V155H177ZM28 154V155H29ZM80 154V153H79ZM96 154V153H95ZM108 154V153H107ZM107 154H105L104 156H107L108 157V155ZM121 154V153H120ZM125 154V153H124ZM126 154H128L129 155V153H126ZM21 155H22V158H21ZM23 155H25L26 157V159L25 158H23ZM31 155L32 154H30V156H29V159H30V157H31ZM35 155V154H34ZM36 155H38V154H36ZM75 155H77L76 153H75ZM102 155V154H101ZM131 155V154H130ZM130 155H129V157H130ZM138 155V154H137ZM160 155V154H159ZM158 155V156H159ZM191 155V154H190ZM198 155H200L201 156V152H200V154H198ZM18 156V155H17ZM38 156H40V158H41V154L40 155H38ZM82 156V155H81ZM91 156V155H90ZM95 156V155H94ZM103 156V155H102ZM103 156V158H105ZM119 156H121V155H119ZM155 155H153V157H154ZM34 157V156H33ZM96 157V156H95ZM138 157V156H137ZM152 157V156H151ZM151 157H150V159H151ZM152 157V158H153ZM39 158V157H38ZM37 158V159H38ZM62 158V157H61ZM108 158H110V157H108ZM191 158V159H190ZM198 158V157H197ZM196 158V159H197ZM24 159H25V161H24ZM32 159H35V158H32ZM67 159V158H66ZM71 159H73V158H71ZM75 159V158H74ZM84 159V158H83ZM93 159H95V158H93ZM102 159V158H101ZM101 159H97V161H101ZM131 159V160H132ZM142 159V160H143ZM154 159V158H153ZM153 159H151V161L153 160ZM175 159V158H174ZM40 161H41V159H39ZM60 160V159H59ZM62 160V159H61ZM103 160V159H102ZM113 160V159H112ZM130 160V161H131ZM146 160V159H145ZM149 160V159H148ZM158 160H160V159H158ZM35 161V160H34ZM63 161V160H62ZM65 161V160H64ZM81 161H83V160H81ZM96 161V160H95ZM106 161V160H105ZM105 161H102V162H105ZM109 161H111V160H109ZM169 161V160H168ZM168 161L167 160H165L164 161V164H166L165 162H167V164H168ZM196 161V160H195ZM198 161V160H197ZM39 162V161H38ZM61 162V161H60ZM102 162H100V163H102ZM128 162H129V160H128ZM134 162V163H135ZM146 162V161H145ZM144 160H143V166H144ZM148 162H150V161H148ZM154 162V161H153ZM161 162V161H160ZM34 163V162H33ZM67 163V162H66ZM110 163V162H109ZM132 163V162H131ZM192 163V162H191ZM25 164L26 165H28V166H25ZM36 164H38L39 165V163H36ZM35 164V166H37V168H39L40 167V165L42 164V163H40V165H39V167H38V165H36ZM58 164H59V162H58ZM57 164V165H58ZM92 164H95L96 165V163H92ZM99 164V163H98ZM121 164V163H120ZM151 164H153L154 165V163H152L151 162ZM151 164H147V166H151ZM43 165V164H42ZM102 165H104V164H99V165H97V166H99V167H101ZM108 165V163L105 165V166H107ZM113 165V164H112ZM131 165V164H130ZM135 165V164H134ZM145 165H146V163H145ZM191 165V164H190ZM60 166L62 167L63 165H61L60 164ZM90 166V165H89ZM92 166V165H91ZM105 166H103L102 168H100L101 170L99 171L98 169V167H94V165L92 166V168H91V170L92 169H95V170H98V172H96V171H92L93 173H97L96 175H98V177H101L102 176V179H103V174H105V173H101L102 175H99V172H101V171H105V170H107V169H112L113 168V166H115V165H113L111 168L109 167V165L107 166V168L105 167ZM137 166V165H136ZM135 166V167H136ZM157 166V165H156ZM156 166H153L151 169H153L154 167H156ZM162 166V165H161ZM192 166V165H191ZM25 167H26V169H25ZM44 167V166H43ZM59 167V166H58ZM58 167H57V169H58ZM65 167V166H64ZM80 167V166H79ZM94 167V168H93ZM131 167V166H130ZM138 167H139V165H138ZM248 167H250V168H253L254 169V171H252V169H249ZM35 168V167H34ZM90 168V167H89ZM88 168V169H89ZM137 168V167H136ZM148 168V167H147ZM24 170V173H23V170ZM36 169V168H35ZM40 169V168H39ZM56 169V168H55ZM80 169V168H79ZM102 169H105V170H102ZM149 169V168H148ZM147 169V170H148ZM151 169H149V171L151 170ZM157 169H159L158 167H157ZM156 169V170H157ZM21 170H22V172H21ZM37 171H38V169H36ZM43 170H45V169H42V172H43ZM73 170V169H72ZM143 170H146V169H143ZM161 170H163V173H164V169L162 168ZM167 170V168L165 169V171ZM47 171V170H46ZM46 171H45V173H46ZM51 171V170H50ZM79 171V170H78ZM108 171H111V170H108ZM108 171H106V173L108 172ZM126 171V170H125ZM124 171V172H125ZM167 171H169V170H167ZM33 172V173H32ZM39 172V171H38ZM70 172V171H69ZM121 172V171H120ZM118 173V174H121V173ZM131 172V171H130ZM129 172V173H130ZM142 172V171H141ZM141 172H140V169H136V171L135 172H131L132 174L133 173H135V178L133 179V181L135 182V184H137L138 186H135V187H139V186H141V188H143V187H145L147 190H149V192H150V194H148V191L146 192V194H148V195H150L149 196V198L147 199V198H143L144 200L145 199H147L146 201H145V204L143 205V206H141V209H140V212H139V218H140V224H135V225H132V223H131V221H130V219L129 218H127L126 217V215H127V208H125V207H122L121 208V210H117L116 211V213H115V215L113 216V218H110V222H112V223H114V224H116V225H118V226H123V225H129V226H133V227H137V228H145V223L148 221L147 219L149 218V216L151 215H149V209L146 207V206H148V205H146L147 203H150V202H153V200H154V198H156L157 196H155L154 195V191L155 190H152L151 189V187L148 185L149 183H147V182H145V180H143L142 178H141ZM1 173V172H0ZM2 173H4V172H2ZM6 173L4 174V175H6ZM21 173H23V175L21 174ZM37 173V172H36ZM40 173H41V170H40ZM59 173V172H58ZM82 173V172H81ZM128 173V174H129ZM130 173V174H131ZM154 173H156V172H154ZM159 173V172H158ZM163 173L161 174V173H159V174H161V176L163 175ZM170 173V172H169ZM13 174H16V176H18V177H14V178H17V179H13L14 181H16V182H13V180L11 181V179L13 178V176H15V175H13ZM29 175V178H31L30 176H32V175ZM127 174V173H126ZM127 174V175H128ZM165 174H168L167 172H165ZM195 174V173H194ZM1 175V174H0ZM8 175V176H9ZM22 175V176H21ZM41 175H42V173H41ZM61 175V174H60ZM63 175V174H62ZM89 175V174H88ZM106 175V174H105ZM108 175V174H107ZM113 175V174H112ZM143 176L145 175V174H142ZM169 175H171V174H169ZM169 175H166L167 177L169 176ZM21 176V177H20ZM45 178L48 176H45V174L43 175ZM52 176V175H51ZM65 176V175H64ZM90 176V175H89ZM95 176V175H94ZM122 176V175H121ZM134 176V175H133ZM165 176V180L167 179V177ZM196 176H198L197 174H196ZM195 176V177H196ZM4 176L2 175L1 176V178H3ZM12 177V178H11ZM42 177V176H41ZM40 177V178H41ZM53 177V176H52ZM55 177V176H54ZM114 177V176H113ZM113 177H110L111 179L113 178ZM145 177V176H144ZM220 177H222L223 179H224V181H225V183H226V185H227V187H228V192H229V195H228V193L226 192V189L225 190H222V189H224V188H222L221 189V187H219V183H221V182H219L218 183V180L220 181ZM4 178V179H5ZM26 178H28V175H27V177ZM25 177H24V179H26ZM34 178V177H33ZM60 178V177H59ZM61 178H62V176H61ZM60 178V179H61ZM64 178V177H63ZM75 178V177H74ZM77 179H78V177H76ZM79 178H80V175H79ZM87 178H89V177H87ZM116 178H118V177H116ZM116 178H115V180L114 181H116ZM147 178V177H146ZM3 179V180H4ZM48 179V178H47ZM50 179V178H49ZM59 179V180H60ZM100 179V178H99ZM101 179V180H102ZM131 179V178H130ZM197 179H198V177H197ZM30 180H32V178L30 179ZM56 180H57V178H56ZM55 180V181H56ZM58 180V182H60ZM63 180V179H62ZM65 180V179H64ZM71 180H72V176H71ZM79 180V179H78ZM119 180H121V177H120V179ZM164 180V181H165ZM194 180V181H195ZM1 181V180H0ZM50 181H52V183H53V180L52 179H50ZM75 181V179L73 180V182ZM117 181H118V179H117ZM132 181V180H131ZM193 181V180H192ZM223 181V182H224ZM4 183L6 182V180L5 181H3ZM12 182V183H11ZM33 182V181H32ZM48 182V184H49V180L47 181ZM62 182H64V181H62ZM67 182H69V180H67ZM72 182V183H73ZM77 182V181H76ZM101 182H104V181H101ZM100 182V183H101ZM166 182H169V181H167L166 180ZM222 182V183H223ZM88 183V182H87ZM113 183V182H112ZM117 183V182H116ZM115 183V184H116ZM118 183H119V181H118ZM151 183H153V181H151ZM156 183V182H155ZM165 183V182H164ZM171 183L169 182V185H171ZM221 183V184H222ZM242 183V182H241ZM56 184V183H55ZM85 184V183H84ZM103 184V183H102ZM120 184V183H119ZM133 183H131V186H133L132 185ZM154 184V183H153ZM193 184V183H192ZM191 184V185H192ZM19 185H23L24 187H22L21 186V188H24V189H22V190H24L25 191V189H29L28 191L29 192H31V194L27 191H25L26 193H29L28 195L30 196V197H32V203H31V205L33 204L34 206H32V210L30 211V209L28 208V209H25V211L26 210H29V211H26V212H22V211H20V209H22L24 206H25V201L24 200H26L27 198H29V197H27L26 199H25V197H24V195L26 196V194H22V190L20 191V187H19ZM59 185H60V183H59ZM58 185V186H59ZM70 185V184H69ZM73 185V184H72ZM128 185H130V184H128ZM247 185V184H246ZM56 186V185H55ZM64 186H66V184H64ZM71 186V185H70ZM83 186V185H82ZM85 186V185H84ZM116 186V185H115ZM114 186V187H115ZM157 186V185H156ZM222 186H223V184H222ZM248 186V187H249ZM34 187H33V189H34ZM61 187V186H60ZM103 187V186H102ZM106 187V185H104V187L103 188H105ZM117 187V186H116ZM224 187V186H223ZM20 188V189H19ZM61 188H63V187H61ZM71 188V187H70ZM91 188V187H90ZM100 188V187H99ZM144 188V189H145ZM157 188H158V186H157ZM160 188V187H159ZM168 188V187H167ZM32 189V190H33ZM37 189L35 190V191H37ZM106 189V188H105ZM117 189V188H116ZM119 189H122V188H119ZM161 189V188H160ZM159 189V190H160ZM187 189V188H186ZM188 189H189V187H188ZM56 190V191H55ZM59 190H61L60 188H59ZM64 188L62 189V193L61 194H63L64 195ZM79 190V189H78ZM82 190H83V187H82ZM95 190H97V189H94L93 191H95ZM101 190V189H100ZM66 191V190H65ZM72 190H70V192H71ZM113 192H116L117 193V191H115V189L114 190H112ZM111 191V192H112ZM156 191H158V190H156ZM168 191V190H167ZM171 191H173V190H171ZM245 191H247L248 192V190H245ZM251 191V190H250ZM78 192V191H77ZM97 192V191H96ZM111 192H110V194H111ZM118 192H120V191H118ZM159 192V191H158ZM252 192V191H251ZM55 193H58V195H56ZM97 193H99V192H97ZM156 193V192H155ZM162 193V192H161ZM168 193H170V195H171V192H168ZM36 193L34 192V194L33 195H35ZM80 194H81V192H80ZM114 196H115V194L114 193H112ZM111 194V195H112ZM157 195H158V193H156ZM164 194L166 195L167 193H165L164 192ZM172 194V195H173ZM185 194H187V193H185ZM251 194H253V193H251ZM27 195V196H28ZM55 195H56V198H55ZM70 195H73L72 193L70 194ZM91 195V194H90ZM111 195H109L108 197H110ZM117 195H118V193H117ZM116 195V196H117ZM133 195V194H132ZM167 195H169V194H167ZM173 195V196H174ZM120 196V195H119ZM118 196V197H119ZM122 196V195H121ZM155 196V197H154ZM36 197H37V195H36ZM38 197V198H39ZM74 198H72V199H75V198H77L75 195L73 196ZM145 197V196H144ZM148 197V196H147ZM166 197V196H165ZM169 197V196H168ZM167 197V198H168ZM172 197V196H171ZM24 198V199H23ZM55 198V199H54ZM79 198V197H78ZM120 198V197H119ZM134 198H136V197H134ZM162 198V197H161ZM166 198V199H167ZM170 198V197H169ZM72 199H70V200H72ZM108 199V198H107ZM113 199V198H112ZM114 199H116V197L114 198ZM113 199V200H114ZM121 199L123 200V197H121ZM121 199H119V201L121 200ZM30 200V199H29ZM121 200V201H122ZM162 200V202H163V200L164 199H161ZM168 200L169 199H167L166 200V202L169 204L170 202H168ZM171 200H173V199H171ZM22 201L24 202V204L23 205H21V203H22ZM34 201V202H33ZM61 201V200H60ZM78 201V200H77ZM77 201H75V200H73V204H75L74 202H76L77 203ZM82 200H80V202H81ZM112 200H110V202H111ZM135 201V200H134ZM251 201V200H250ZM27 202H28V199H27ZM26 202V204H28V203H30V202H28L27 203ZM108 202V201H107ZM112 202H114V201H112ZM112 202L110 203L111 205H112ZM166 202H163V204L164 203H166ZM172 203L174 202V201H171ZM17 203H20L19 205H15V204H17ZM57 203V202H56ZM105 203V202H104ZM118 203V202H117ZM135 203H136V201H135ZM154 203V202H153ZM166 203V204H167ZM72 204V205H73ZM119 204V203H118ZM117 204V205H118ZM140 204H142V202L140 203ZM139 204V205H140ZM151 204V203H150ZM160 204V203H159ZM171 204V203H170ZM30 205V206H31ZM117 205H115V207H117ZM139 205H138V209H139ZM152 205V204H151ZM22 206V207H21ZM28 206H29V204H28ZM29 206V207H30ZM75 206V205H74ZM104 206V205H103ZM110 206V205H109ZM119 207H120V205H118ZM150 206V205H149ZM159 206V205H158ZM161 206V205H160ZM21 207V208H20ZM56 207H59V208H62L63 210L62 211H68V212H66V213H69L70 215H68L67 214V216L65 217V218H67V219H65V224H64V227H63V225H62V227H59L60 225V215L62 216L64 213H60V215L58 214V212H56ZM114 207V208H115ZM171 207V206H170ZM169 207V208H170ZM26 208V207H25ZM58 208V209H59ZM130 208H132V207H130ZM67 209V210H66ZM89 209H91V208H89ZM159 210H160V208H158ZM170 209H172V208H170ZM179 209V208H178ZM177 209V210H178ZM22 210H24V209H22ZM158 210V211H159ZM59 212H60V209L58 210ZM76 211H78V210H76ZM137 211H139V210H136V212ZM161 211V210H160ZM159 211V212H160ZM172 211V210H171ZM175 211V210H174ZM112 212H113V210H112ZM112 212H111V214H112ZM178 212V211H177ZM23 213V214H22ZM58 215H57V214ZM155 213V212H154ZM174 213V212H173ZM158 214H161V212L160 213H158ZM175 215H176V212L174 213ZM22 215L23 216H25L24 218L22 217ZM179 215V214H178ZM203 216L204 215V217L203 218H200V216ZM26 216L27 217H32L33 219H34V222L35 223H28L29 225L30 224H32V225H34L35 224V226H36V229L34 228V230H36V232L34 231V233L35 234H33L32 232H31V230L30 229H27V228H25L24 227V219L26 218ZM111 216V215H110ZM155 216V215H154ZM153 216V217H154ZM164 216V215H163ZM181 216V215H180ZM112 217V216H111ZM158 217H162V215L161 216H159L158 215ZM177 217H179V216H176L175 217V219L177 218ZM23 218V219H22ZM61 218H63L64 219V217H61ZM173 218H174V216H173ZM173 218H171V216H170V218L169 219H171V220H173V221H176V220H174ZM180 218V217H179ZM178 218V219H179ZM21 219L22 220H24L23 222H21ZM30 219L31 218H29V219H26L27 221H30ZM85 219H87V222H86V224L88 225V227L89 228H92V227H96V223H97V221H98V218H95L94 216H92V215H86L85 216ZM161 219V218H160ZM1 220H0V222H1ZM97 220V221H96ZM170 220V221H171ZM102 221V220H101ZM156 223H157V221L159 222V220H157V218H156ZM181 221H182V219H181ZM31 222V221H30ZM78 222V221H77ZM81 222V221H80ZM149 222V221H148ZM163 222H164V219H163ZM176 222H179L178 220L176 221ZM183 222H185L184 220H183ZM24 224V225H22V224ZM168 223H169V221H168ZM172 223V222H171ZM28 224H26V225H28ZM78 224H80V223H78ZM84 224V223H83ZM1 225H3V224H1ZM0 225V226H1ZM15 225V226H14ZM17 225V226H16ZM86 225V226H87ZM103 225V224H102ZM160 224H158V226H159ZM164 225H166V224H164ZM168 226H164V227H169V226H173V224H167ZM181 225V223H179V226ZM183 225H184V223H183ZM9 226V227H8ZM31 226V225H30ZM111 226V225H110ZM115 226V225H114ZM156 226V225H155ZM178 225H176V227H177ZM4 227V225L1 227V228H3ZM29 227V226H28ZM33 227V226H32ZM94 227V228H95ZM116 227V226H115ZM181 227V226H180ZM179 227V228H180ZM184 227V226H183ZM62 228V229H61ZM77 228V227H76ZM75 228V229H76ZM104 228V227H103ZM102 228V229H103ZM159 228V227H158ZM157 227H156V229H158ZM258 228V229H259ZM79 229V228H78ZM85 229H87V227L85 228ZM96 229H98L97 227H96ZM118 229H119V227H118ZM121 229V228H120ZM119 229V230H120ZM124 229V228H123ZM166 229H168V228H166ZM166 229H164V230H166ZM182 229V228H181ZM181 229H179V230H181ZM30 230V231H29ZM77 230V229H76ZM75 230V231H76ZM128 230V229H127ZM153 230H155L154 229V226H153ZM176 230V229H175ZM184 230H185V227H184ZM74 231V232H75ZM124 231H126V230H124ZM155 231H158V230H155ZM162 231V230H161ZM169 231V230H168ZM174 231V230H173ZM52 232V233H51ZM99 232H101V231H99ZM103 232L104 233H108V231H104L103 230ZM103 232H102V234H103ZM116 232H117V229H116ZM141 232V231H140ZM160 232V231H159ZM167 232V231H166ZM165 232V233H166ZM186 232V231H185ZM129 233H132V232H129V231H126V232H122L121 233V235H120V233H118V234H115L114 236H115V239L113 240L114 241V246H112V249H113V247H115V251L117 252L116 254L118 255V259H119V262H120V264H152V263H154V260H152V262L150 261L151 260V258H153V259H156V262L158 261H163V257H165V256H163L162 255V253L164 252L165 253V251H161L162 249L160 248V249H158V251L157 252H155L154 254H151L150 255V253L149 252H146L145 250L147 249V248H145L146 247V245H148V244H146V240H144L143 238L144 237H146L145 235H143V234H141V233H133V234H129ZM171 233V232H170ZM179 233H180V231H179ZM88 234V233H87ZM94 234H97V233H93L92 235H94ZM159 234H161L162 235V233H159ZM186 234L188 235V233L186 232ZM186 234L184 235V236H186ZM1 235V234H0ZM89 236L91 235L90 233L88 234ZM171 235V234H170ZM211 235H210V238H211ZM52 236H54V238L56 239V240H58L60 243H61V249L60 248H58V249H60L61 250V254L63 255V257H62V255L60 256L59 255V251L57 252V250H56V248L53 246V245H56V244H54V242H52L51 240H53V239H51V237ZM65 236H70V237H67L68 239V241H66L65 239ZM81 236V235H80ZM109 236H110V234H109ZM168 235H166L165 237H167ZM91 237V236H90ZM151 237H153V238H156L154 235H152ZM180 237H183V236H180V234H179V238ZM209 237V236H208ZM53 238V237H52ZM89 238V237H88ZM185 238H187V236L185 237ZM104 240V239H103ZM180 240H182V239H180ZM207 240H210L209 238L207 239ZM214 240V239H213ZM183 241V240H182ZM185 242V241H184ZM52 243H53V245H52ZM56 243H58V242H56ZM74 243H76V242H74ZM73 243V244H74ZM187 243V242H186ZM189 244H190V242H188ZM70 244V245H71ZM72 244V245H73ZM73 246H75L76 247V250H78L77 248L80 246H78V244L77 245H73ZM157 246V245H156ZM58 247V246H57ZM158 247V246H157ZM72 249L70 250V251H72L73 250V247H71ZM155 248V247H154ZM215 248V247H214ZM80 249V248H79ZM171 249V248H170ZM146 253H145V252ZM73 252V251H72ZM152 252V251H151ZM103 253H105V252H103ZM153 253V252H152ZM163 253V254H164ZM167 253V252H166ZM210 253V252H209ZM229 253V254H228ZM78 255L79 254H81V258H80V261H81V263H79V264H88V257L86 258L85 257V254H82V252L81 253H77ZM102 254V253H101ZM120 254H121V256H120ZM78 255H76V256H78ZM162 255V256H161ZM166 255V254H165ZM172 255H174V254H172ZM146 256H149V257H146ZM207 256V255H206ZM229 256H232V258H230ZM115 257H117V256H115ZM210 257H211V255H210ZM61 258H63V261L61 260V262H60V259ZM205 258V259H204ZM72 259V260H71ZM76 259H77V257H76ZM210 259V258H209ZM208 259V260H209ZM217 259V260H218ZM235 259V258H234ZM233 259V260H234ZM115 260V259H114ZM167 260V259H166ZM184 260V259H183ZM212 260V259H211ZM214 260V259H213ZM79 260L78 261H76L75 263L77 264V262H80ZM117 261V260H116ZM170 261V260H169ZM168 261V262H169ZM174 261V260H173ZM180 261V260H179ZM157 262V263H158ZM178 262V261H177ZM216 262V261H215ZM221 262V261H220ZM223 262V261H222ZM230 262H232V261H230ZM243 262V261H242ZM118 263V262H117ZM171 263H172V261H171ZM170 262H169V264H171ZM176 263V262H175ZM210 263H212V262H210ZM223 263H225V262H223ZM159 264V263H158ZM164 264V263H163ZM165 264H168V263H165ZM173 264V263H172ZM179 264H184V263H182V262H179ZM206 264V263H205ZM218 264V263H217ZM225 264H230V263H225ZM235 264H237V263H235Z\"/></svg>",
  "mask_w": 264,
  "mask_h": 264
},
{
  "label": "rangeland",
  "instance_id": "rangeland-1",
  "mask_svg": "<svg viewBox=\"0 0 264 264\" xmlns=\"http://www.w3.org/2000/svg\"><path fill=\"white\" fill-rule=\"evenodd\" d=\"M9 0H3V2H7L6 4L5 3H1L0 4V7L2 8H4L5 7V5H9L10 4V6L12 5L14 8H16L15 9V11H16V13H17V15H16V13H14L13 15H14V17L15 18H18V20H20L19 21V25H20V27H21V31H22V34H23V32H24V34L23 35H26L27 37H29L30 39H33V38H31V36L34 34V32H35V36H34V39L36 38V40H37V42H39V45L41 44L42 46H44V48L46 49V45H48L49 47L50 46H52V47H48L47 46V51H50V50H48V48L49 49H55L56 50V52H55V54H57L56 55V57H59V58H61V59H59L58 58V60H57V62L54 64V65H51L52 64V62H50L49 64H50V66H51V68H48V66H49V64H46L47 66L45 67V69L43 70V71H45L46 70V72H41V79H42V81H43V79L45 80V82L43 81H41V79H40V81H39V78L37 79L38 81H36V82H40L39 84H40V86L42 85L43 86V88H42V86L40 87V89H37L36 91H35V93L36 94H34V92L31 94V97H29L28 99H24V100H22V101H24V102H27V107L28 108H26L25 106H23V104H26V103H24V102H22V101H18V104H19V102H20V107H19V105H17V103H14L16 100H15V98H13L12 97V95H13V93H12V95H11V92L10 91H5V95L3 94V93H1V94H3V95H0V99H1V101H0V107L2 108V109H0V120H1V122H0V124L2 123L3 125V127L2 128H4V132H6V133H4L3 135H5L7 138H5V136H3L2 134L0 135L2 138H0L1 139V143H0V161H2L3 162V158L1 159V151L3 152L4 151V149H5V151H7L6 150V147H4V146H2L3 144L5 145L6 144V142H4L6 139L8 140V142H9V135L11 134L10 132H12V136L10 135V137H12L10 140H12L13 142L12 143H14V141H16V139H17V141H18V139H20L21 140V138H23V136H24V143H25V145H27V146H23L22 144H24L23 142H21V141H19L18 143L17 142H15V144H13V146L12 145H10V142H9V144H8V142H7V144H8V146L10 147V148H8L7 147V149H11V147H12V149H11V152L9 151L8 153H10L9 155L11 156L12 155V157H13V154L15 155L16 153V156H14V157H19V154L21 153V154H27L26 156L28 157V159H26L25 157V155H23V158H25L26 159V161H25V159H24V161H25V163L26 164H28V165H30L29 167H27V168H32V165H33V168H32V170H33V172L35 173V174H31V171L28 169V170H25L26 169V167H25V174L27 173V171H29L28 173H30L32 176H30L31 178H32V180H30L31 178H29V175L30 174H26V175H24V177L26 178L27 177V175H28V178H26V179H24V177L21 179V180H25V185L27 184V182H29L32 186H30L29 185V188L30 187H32L31 188V192L32 191H34L36 194L35 195H33L34 194V192H32L33 194H31V192H29L28 190L29 189H25V191L27 192H29L32 196H33V199H39L40 200V197L38 196L39 195V191H38V189H37V186H36V182H35V187H34V181H36L35 179H38L39 178V181L41 182V181H43V180H49V184H48V182L47 181H45V182H42V184L43 185H45V183H46V185H50L51 187H53V188H55L56 189V187L58 188H60L61 190H59V188H58V190H57V192L58 191H60V192H58L59 193V195H58V193H55L56 195H58L59 197L58 198H56V195H55V198L57 199V201L56 200H54L55 202V204H56V206H57V204H58V206L60 205V203L59 202H61V204H63V200L64 199H66L67 198V196L66 195H68V194H66V192H68L69 193V195H68V197L69 198H67L66 200H64V205H65V207L68 209V210H70V207H73V208H71L72 210H70L69 212H71V215H75L76 216V218H75V220H76V226H74L73 228V238L72 237H70V236H65V240L66 241H68L69 239L67 238V237H70L71 239H72V244L74 243V242H76V243H74L73 245H77L78 244V250H76V247L75 246H73L72 244H71V242H69V243H67L66 242V244H69L68 246V249H69V252H70V255H71V253H72V257L73 256H75V257H73L71 260L72 261H74V262H72V264H76L75 262L76 261H80V258H81V254H77V253H81L82 252V254H85V257L87 256L89 259H88V264H120V262H119V259H118V255L116 254L117 252L115 251L116 249H115V247H113V249H112V246H114V239H115V234H118V233H120V235H121V233L122 232H126V231H129V232H132V233H129V234H135V233H141V234H143V235H145L146 237H144L143 239L144 240H146V244H148V245H146V247L145 248H147L145 251L146 252H149L150 253V255L151 254H154L155 252H157L158 251V249H162L161 251H165V253L163 254L162 253V255L163 256H165V257H163L162 259H163V261H157L159 264H165V263H168L169 264V262L171 263V261H172V263L173 264H179V262H182V263H184V264H192V260L194 259V256H193V253H192V251H191V247H192V243H191V239H190V236H189V224L186 222V218H185V215H183L184 213H182L183 211H182V209L179 207V204L180 203H178V202H180V200L179 199H176V195H174L173 194V192L175 191L174 189H173V187H172V183H171V176H174V172L173 171H175V167L176 166H172L173 164H175L176 163V157H173V155L174 154H172V152H176L177 151V149H178V151L180 152V153H182V151H184L183 152V154H185V151H191V150H193V149H195L196 147H194V146H196V145H194V144H196L197 143V141H195V134H193V133H189V132H180V131H178V133L176 132V131H172V133L175 135V134H177L175 137H178V135H179V137L177 138V139H180V140H177V139H174L175 137H174V135H172L171 133H169V134H167L168 133V131L169 132H171L169 129L167 130V128H161L160 130H158L159 128H160V126L158 127V125H159V123H158V125L156 124V121H155V123H154V127H153V123L152 122H149V121H147L146 120V118L145 117H142V116H144V115H142V113L141 114H139V115H137L138 114V112H134V111H137V110H135L134 109V107L136 108V104H142V103H140L143 99H142V97H140V96H142V90L141 89H143L144 88V84H145V82H147V81H145V80H147V79H145V78H148L149 77V75H150V77H151V72H154V70H155V68H157L158 66L156 65L157 64V55L155 54V53H157L156 51L154 52V50L153 49H155L154 48V46L153 45H151L150 43H152L151 41H153V42H156L155 40H158V39H160V38H166V39H164L165 41L167 40V43L171 46V48L175 51V52H177V50H176V44H175V41L173 40V38H172V34H171V30H170V25H169V23H168V19H165L166 18V16H164V14L162 15V13H161V9H163V5H162V3H165V5L167 6V10H168V13L170 14V16L171 17H169L170 18V20H171V23H173L172 24V26L175 28V30H176V34H177V36H179L178 38H179V40H180V43L182 44V48H183V51H184V54H185V56H186V58L188 59V61H189V63H190V65H191V68L193 69V72H194V74H195V76H196V81H197V84H198V87H199V89H200V91H201V93H202V95H203V97H204V100H205V102H206V104H207V108H208V111H209V114H210V117H211V120H212V122H215V124H216V126H217V128H218V124H217V119H216V113H215V111H214V108H213V106L211 105V103H210V100H209V95H208V92L206 91V88H205V85H204V82H203V80L201 79V77H202V75L200 74V71H199V69H198V65H197V57H198V48H196V49H193V47H191L190 46V44H189V41H187L188 40V37H190V35L192 34H194L195 35V32L194 31H196V29H197V26H198V23L195 21V20H193V19H196L195 18V15H194V8L192 7V6H190V5H188V4H186V5H184V0H176V2L174 1V0H155L156 1V10H153V9H151L149 6H147V5H143V1H138V0H135L136 2H135V4H142L143 6H145V7H147V8H149V9H151V11H149V9H146L145 7H142L141 8V5L140 6H138V5H136V7H134L135 9H133L134 11V13L133 14H136L135 12H138L139 11V8H140V11H141V9H146L147 11H149V12H147L146 10H142L141 12H143V11H146L147 12V14H146V12H143V13H140V11L138 12V15L139 16H137V15H133V14H129L130 16H134V18H135V20H137V22H139L140 24H141V22L143 21V23L145 24H141L140 25V28H139V25L136 23V21L133 19V20H131V18H130V21L132 22L131 23V25H128V24H130L129 22L128 23H126L127 21H125V20H129V16H125V15H121V14H118V12H121V10H119L118 9V5L116 6L115 4H117V3H115L116 2V0H113V1H115V2H113L112 0H105V2H103V1H101V0H80V2H78L79 0H71L72 1V4L73 5H71V1H70V8H71V10H77V11H75V16H73L74 17V19H75V17H76V20L78 19V22H79V26H82L83 25V16L86 14V12L87 11H85V7L87 6V4H89V3H91L92 1H94V3L92 2V4H89V5H91L90 6V8L92 9V8H94L95 7V5H96V7L93 9V10H95V12L97 11L96 9L98 8L99 10H101L100 11V14H99V16H98V27H97V21L94 23V25H96V26H94V29H93V31H95L94 33H93V31H91V33H89L86 29H85V26L83 25V27H80L81 28V31H83V35L85 36V38L87 39V44L85 43V41L84 40H81L82 41V43H83V41H84V46L86 47H88V46H90L92 43H94L95 42V44H97V45H95V44H92L93 46L95 45L96 47H92V45H91V47H86V50H85V48H84V46L83 45H81L80 47L78 46V45H80V44H82L81 43V41L79 42L78 40V42H79V44H78V42L76 41V39H79L80 37H78V38H76L75 39V37L74 38H70V40L68 39L67 41H69V42H67V44H64V42H59V40H56V41H58V42H56V41H54L53 39H51L50 40V38H51V34L50 33H48V35H47V32H44L43 34L48 38V39H46V38H44L45 36H43V34H42V31L44 30V28H43V24L44 23H42L41 21H44V19H45V16L42 18V16L43 15H40V14H43L44 12H49V11H47L48 9V5H46L47 6V8L45 7V6H41V5H39V4H36V7H35V5H34V2H33V0H32V2L30 3V1L31 0H16L17 2H15V0H10L11 2L9 3L8 2ZM14 1V2H13ZM29 1V2H28ZM89 1H91V2H89ZM108 1H112V2H108ZM138 1V2H137ZM173 1H174V3H173ZM246 1H248V3L246 2ZM245 2H244V4H243V8H247V9H245L247 12H248V14H250V11H253L252 12V14L253 13H258L257 11H256V9H255V6L257 7V5H256V2L258 1V3H260L261 4V6H263V10H264V0H246ZM254 1H255V3H254ZM22 2V3H21ZM87 4H86V3ZM89 2V3H88ZM100 2V3H99ZM102 2V3H101ZM141 2V3H140ZM160 2V3H159ZM182 2V3H181ZM253 2V3H252ZM17 3V4H16ZM28 3H30L29 4V7H30V5H32L33 4V6H31L30 8H28ZM84 3V4H83ZM99 3V4H98ZM104 3V4H103ZM108 3V4H107ZM115 3V4H114ZM159 3V4H158ZM15 4H16V7H15ZM22 4V5H21ZM26 4H27V6H26ZM52 3L50 2V5H51ZM79 4V5H78ZM100 4H103V6L102 5H100ZM110 4V5H109ZM184 6H183V5ZM252 4H254V5H252ZM38 5V6H37ZM86 5V6H85ZM100 5V6H99ZM112 5H115V6H112ZM177 5H179V6H177ZM252 5V7H251V9H249L250 8V6ZM39 6H41V8L39 7ZM72 6H74V7H72ZM77 6H79V7H77ZM93 6V7H92ZM109 6V7H108ZM111 6L113 7V8H115L116 10L118 9V11H114L115 9H112V10H109V9H111ZM33 7V8H32ZM38 7V8H37ZM45 7V8H44ZM79 8V9H76V8ZM159 7V10L157 9ZM162 7V8H161ZM188 7H190V8H188ZM0 9V12H2L4 9ZM12 8V7H11ZM14 8H12V10L14 9ZM19 8V9H18ZM36 8L37 9H39L40 11H37L38 12V14L39 15H37V12L35 11V14H34V16L35 17H33V11L34 10H36ZM73 8H75V9H73ZM106 8V9H105ZM34 9V10H33ZM249 9V10H248ZM2 10V11H1ZM82 10H84L85 11V13H83V11ZM138 10V11H137ZM187 10V11H186ZM191 10H193V12L191 11ZM15 11H13V12H15ZM28 11V12H27ZM31 11V13H29ZM73 11V12H74ZM110 12V13H106V12ZM153 11H155V13L153 12ZM159 11H160V13H159ZM181 11V12H180ZM184 11H186V12H184ZM33 12V13H32ZM80 12V13H79ZM114 12V13H113ZM150 12H151V14H150ZM28 13V14H27ZM132 13V12H131ZM154 13V18L158 15V14H160V16L163 18V25H162V32H160L161 30H159V31H157L156 30V28H151L152 26H151V24H152V21H153V14ZM182 14V16H183V20L181 19V18H179L180 17V14ZM188 13V14H187ZM235 13H237V12H235ZM28 16H27V15ZM30 14V15H29ZM47 14V13H46ZM51 14V12H49V15ZM106 14H107V16H106ZM112 14V15H111ZM114 14V15H113ZM252 14H250V15H252ZM255 14H253V15H255ZM260 15H261V13H259ZM44 15H45V13H44ZM66 15H68V13H66ZM79 15V16H78ZM81 15H82V17H81ZM105 17H104V16ZM109 15H111V17L112 18H114L115 19V17H116V20L117 21H120L119 22V24H117L115 21H114V19L113 20H111L112 18L109 16ZM119 17V18H117V16ZM148 15H150V16H148ZM178 15V16H177ZM19 16V17H18ZM22 16V17H21ZM26 16V17H25ZM32 16V17H31ZM39 17V18H36V17ZM41 16V17H40ZM101 16H103V17H101ZM108 16H109V18H108ZM121 16V17H120ZM148 16V17H147ZM184 16H185V18H184ZM187 16V17H186ZM190 16V17H189ZM28 17H30L31 19H32V21L30 22V18H28ZM122 17H125V18H123L122 19ZM145 17H146V19H145ZM165 17V18H164ZM20 18V19H19ZM33 18H35V19H33ZM42 18V19H41ZM82 18V19H81ZM128 18V19H127ZM137 18H140L141 20H138ZM143 18V19H142ZM149 20H148V19ZM38 19H39V21H40V23L38 24L37 23V21H38ZM41 19V20H40ZM81 19V20H80ZM121 19L123 20V22L124 23H126L127 25H125L124 23H122L121 22ZM35 20H36V22H35ZM101 20L103 21L102 23H101ZM145 20V21H144ZM147 20V21H146ZM166 20V21H165ZM168 20V21H167ZM191 20V21H190ZM24 21V22H23ZM28 21V22H27ZM149 21H150V23H149ZM187 21H190V22H188L187 23ZM185 22L187 23V24H191V25H188L187 26V24H185ZM197 23V25H196V23ZM22 23V24H21ZM36 23H37V25H36ZM42 23V24H41ZM101 25H100V24ZM104 23V24H103ZM123 25H122V24ZM133 23H135V24H133ZM194 23V24H193ZM103 24V25H102ZM133 24V25H132ZM39 25V26H38ZM124 25L129 29V27H130V30H132V29H134V31L132 30L131 32H133V33H135V34H133V35H131L132 33L130 32V30H128V32H127V34H126V31L125 30H127L125 27H124ZM138 26V28L136 27H131V26ZM144 25V26H143ZM150 25V26H149ZM185 25L187 26L186 28H185ZM194 25V26H193ZM31 26H34L33 28H31ZM40 26H42V27H40ZM101 26V27H100ZM119 26V27H118ZM123 26V27H122ZM129 26V27H128ZM163 26H164V28H163ZM26 27V28H25ZM36 27H38V28H36ZM121 27V28H120ZM150 30V31H148L147 32V28ZM166 27L169 29H167V30H165L166 29ZM184 27V28H183ZM194 28L195 30L194 31H192L193 29H191V28ZM142 28H143V31H142ZM24 31H23V30ZM26 29V30H25ZM41 29H43V30H41ZM121 29L123 30L122 32L123 33H120L121 32ZM137 29H138V31H137ZM154 30V32H153V30ZM188 29V30H187ZM110 30V31H109ZM111 30H113V31H111ZM116 32H115V31ZM146 30V31H145ZM157 31V33H156V31ZM165 30V31H164ZM27 31V32H26ZM45 31V30H44ZM100 31H102V32H100ZM108 31V32H107ZM120 31V32H119ZM136 31H137V33H136ZM140 31H142V33L140 32ZM164 31V32H163ZM170 31V32H169ZM31 32H33V34L31 33ZM41 32V33H40ZM111 32H114L115 34L117 33V32H119L120 34H117V35H115V34H113V33H110ZM143 32H145V33H143ZM148 34H147V33ZM163 33V34H165V32H166V34L165 35H163V34H160V33ZM170 33V34H168V33ZM31 33V34H30ZM88 33V34H87ZM98 33H100V34H98ZM126 34V36H125V34ZM153 33H155V35H153V36H155L156 37V35H157V37H158V39L157 38H155V40H154V38L152 37L151 38V36H152V34ZM186 33H189V34H186ZM37 34V35H36ZM101 34H103V35H101ZM105 34V35H104ZM115 35V36H112V37H116L115 38V40H113V38L112 37H109L110 35ZM121 34H124V36L123 35H121ZM141 35L142 37H139V36H137V35ZM29 35V36H28ZM41 36V38H42V40H41V38H40V36ZM50 35V36H49ZM98 35H100V36H98ZM144 35H146V36H148V38L147 37H145ZM150 35V36H149ZM160 35H162V36H160ZM187 35V36H186ZM194 35H193V37H194ZM38 36V37H37ZM83 36V37H84ZM103 36H105V37H109V38H111V40H113V41H111V42H109L110 41V39L108 38V40L106 39V38H103ZM120 36V38H121V36H123V38H127V39H129V41H127V39L125 38V40H124V43H122V44H125V45H121V46H124V48L123 47H121V46H116V45H114V42L115 41H118V42H115V43H119V42H123V40L122 39H118V37ZM136 36V37H135ZM164 36V37H163ZM166 36V37H165ZM169 36V37H168ZM94 37H96V38H94ZM99 37V38H98ZM138 37V38H137ZM145 37V38H144ZM149 37H150V39H149ZM14 38H16V41H12V42H15V43H8L7 41V43H3V45L4 46H6V45H9V47H7V48H5L6 50H8V52H9V50H12L13 49V51L12 52H9V54L7 55L8 57H10L11 59H13V60H16V59H18L19 61H20V58H22L23 59V57L24 56H26L27 54L29 55V54H31L32 56H33V59L32 60H34V57H35V54H36V56H37V53L38 52H36L37 50L39 51V48L38 49H35V50H32V52H30L31 50H29V48L28 49H25V47L23 48V43H21V44H19L18 45V43H20L19 41H21L20 39H19V37H18V39H17V36L15 35L14 36ZM40 38V39H39ZM45 39V44L43 45L42 44V41H44V39ZM89 38V39H88ZM92 38V39H91ZM171 38H172V40H171ZM190 38H192V36L190 37ZM32 40L33 42H35L36 40ZM38 39H39V41H38ZM74 39V40H73ZM81 39V38H80ZM105 39H106V41H105ZM132 41H131V40ZM135 39H137V40H135ZM139 39V40H138ZM142 41H141V40ZM143 39H144V41H143ZM145 39H146V41H148L149 40V42H146L145 41ZM18 40V41H17ZM40 40H41V42H40ZM47 40V41H46ZM1 41V40H0ZM62 41V40H61ZM64 41V40H63ZM75 41V42H74ZM98 41V42H97ZM105 41V42H104ZM125 41H127L126 43H125ZM174 41V42H173ZM17 42V43H16ZM22 42V41H21ZM58 43V45L56 44V43ZM90 42V43H89ZM107 42H109V43H107ZM36 43V42H35ZM48 43V44H47ZM105 45H104V44ZM128 43H129V46H127L128 45ZM139 43L140 44H142V45H139ZM148 44L147 46H146V44ZM174 43V44H173ZM13 44H17V46H15V45H13ZM37 44V43H36ZM62 44H64V45H62ZM69 44V45H68ZM100 44V45H99ZM113 44V45H112ZM127 44V45H126ZM173 44V45H172ZM1 45H2V43H0V57L1 56H3V55H1V53L3 52V49L4 48H1ZM11 45H13V46H11ZM22 45V46H21ZM101 45H104L105 47H107L108 46V48H105V50L104 49H102V51H97V50H101V48L100 47H104V46H101ZM109 45H110V48H109ZM139 45V46H138ZM175 45V46H174ZM18 46H20L21 48H19ZM24 46H25V44H24ZM55 46H57L56 48H55ZM59 46H61V47H59ZM65 47V49L63 50V48L62 47ZM71 46V47H70ZM73 46V47H72ZM113 46H115V47H113ZM134 47V49L136 50V52H135V50L133 49V47ZM148 46H149V48H148ZM10 47H11V49H10ZM13 47V48H12ZM18 48V51H20V50H25L24 52V54L23 53H18V51L16 50V48ZM27 47V46H26ZM40 48H41V46H39ZM71 49V52H70V49ZM128 47V48H130V47H132L131 49H133L132 50V52H134V53H132V60H131V57L128 55V50L126 49V48ZM150 47H152L153 49H151ZM23 48V49H22ZM43 48V47H42ZM43 48V50L44 51H46L45 49ZM76 50H75V49ZM80 48H82V49H80ZM84 48V49H83ZM93 48V50H91ZM95 48V49H94ZM97 48V49H96ZM114 49V50H112V49ZM191 48V49H190ZM5 49H4V51H5ZM15 49V50H14ZM20 49V50H19ZM31 49V48H30ZM69 49V50H68ZM78 49V50H77ZM88 49V50H87ZM110 49V50H109ZM116 49H117V51H116ZM131 49H130V51H131ZM42 50V51H43ZM53 50H51V51H53ZM65 50H68L67 52L65 51ZM77 51L76 53L75 52H73V51ZM81 50V53H79V51ZM85 50V51H84ZM125 50V51H124ZM127 50V51H126ZM14 51H17V53L16 52H14ZM35 52V54H34V52ZM93 51V53H91ZM107 51V52H106ZM121 51H123V52H125V53H123V52H121ZM13 52H14V54H13ZM27 52V53H26ZM30 52V53H29ZM66 52V53H65ZM75 55H77V53H79L78 55H77V57H75L74 56V54ZM86 52V53H85ZM100 52V53H99ZM102 52V53H101ZM126 52H127V54H126ZM196 52V53H195ZM67 53H72V55L70 56L71 57V59H73V57L72 56H74L75 58L74 59H76V58H81L82 60H76L77 62H79V61H82V62H85L86 64H84V63H81V62H79V63H81L80 65H79V70H81V67H84L85 65H87V62H89V61H91V57H92V61H91V63H93V62H95L97 59V61L96 62H98V65L99 66H101L102 64H103V66H104V64L105 63H108V64H106V68H105V70H106V72H108L109 71V69L110 70H112V71H109V73H106L105 71H104V67H97L96 65H97V63L95 62L94 64H95V67L94 66H92L93 68H91V70L90 71H88V72H86L87 70H85L86 68H83L84 69V71H83V69L81 70V72H79V70H76V67H77V65H74V67H75V70H74V72L76 73V78H81V77H83V76H80V75H82L83 73H88L87 74V76L89 75V74H91L92 76L91 77H89L90 78V80H91V78L94 76V75H96V76H94L93 78H92V80H94V84L93 83H91V85H92V87H94L93 85H95V87L94 88H96V90L94 89V88H91L90 86H87L86 88L88 89L89 87L91 88V90H90V92L91 93H93V94H95V91H96V94L97 95H99L98 94V92H101L102 93V95L103 96H106V95H108V96H106L107 98V101H106V105L105 106H110V105H112V104H110L109 102H112V101H109V99H108V97L110 98V100H113V102L112 103H115V102H117V103H115V104H117L118 106L117 107H115L114 106V104L112 105V106H108V108L106 109L105 108V106H103L102 104H105V100L106 99H104V100H102L104 97H99L100 98V102H99V98H98V96L93 100V101H88L89 103H90V105H88V106H86V103L87 102H82L81 100V102H76V100H75V102H71V99H70V97L68 98V97H66L67 96V94L68 93H65V92H67L66 91V89H65V87H64V89H63V87L62 86H64L63 84H64V78H60V76L61 75H59V73L61 72V70H59L60 69V67L61 66H65V65H68L69 64V61L71 62V59H69L70 57H68V56H66L67 55ZM95 53H99V54H101V56H98V54H96V56H98V57H96L95 56ZM123 54L122 55V58H121V56H119V57H117L118 55L117 54ZM14 55V58L12 57V56H9V55ZM40 53H38V56L35 58V60L34 61H37L38 59H42L41 58V56L39 55ZM68 54V55H69ZM81 54V55H80ZM85 54V55H84ZM104 56H103V55ZM130 54V53H129ZM153 54V55H152ZM30 55V56H31ZM84 55V56H83ZM114 55H117V56H114ZM126 55H128L129 57H126V60H128V59H130L131 61H132V63H131V61H123L122 59L123 58H125L124 56H126ZM156 55V56H155ZM16 56H18V57H16ZM19 56H21V57H19ZM23 56V57H22ZM39 56H40V58H39ZM87 56H89V57H87ZM103 56V58H105V59H103L104 61H102L101 60V58L100 57H102ZM106 56V57H105ZM153 56H154V58H155V61H154V58H153ZM196 58H195V57ZM85 57V58H84ZM109 57V58H108ZM115 57V58H114ZM135 57V58H134ZM64 58V59H63ZM67 58V59H66ZM84 58V59H83ZM90 59V60H85V59ZM97 58V59H96ZM107 58L108 59H110V58H113V59H110V61L109 60H107ZM60 60V61H59ZM64 60V61H63ZM68 60V61H67ZM113 60H116V61H113ZM119 60H120V62H119ZM135 60V62L133 63V61ZM103 62V63H101V62ZM118 61V62H117ZM121 61H123V62H128V63H126V64H130V65H126V67L127 68H129V66L131 67V69L129 68L128 70L126 69V67H121V65L123 64L124 66H125V63H121ZM139 61H140V64L139 65H141L140 66V68H138L137 69V67H139V65H138V63H139ZM156 63V64H153V63ZM59 63V64H58ZM60 63H64L63 65H60ZM78 63V64H79ZM91 63H88L89 65L91 64ZM101 65H100V64ZM113 63V64H112ZM118 63V64H117ZM144 63V64H143ZM119 64H121V65H119ZM131 64H133L134 65V67H136V68H134L133 67V65H131ZM143 64V65H142ZM60 67H59V66ZM83 65V66H82ZM91 65H93V64H91ZM90 65V66H91ZM111 66V68H110V66ZM138 65V66H137ZM155 65V66H154ZM197 65V66H196ZM49 66V67H50ZM58 67V68H56V67ZM109 68H108V67ZM145 66V67H144ZM55 67V68H54ZM89 66H87V68H88ZM152 67V68H151ZM47 68V69H46ZM53 68V69H52ZM98 68V69H97ZM118 68V69H117ZM119 68H121L120 70H119ZM122 68H124V72H129L128 73V76H131V74H132V76H131V78L130 77H128V78H126L127 80L125 81H122L123 79L122 78H124L123 76H126L127 74V72L126 73H124L123 71H122ZM144 68H146V71H143V70H145ZM51 69V70H50ZM55 69H57V70H55ZM61 69H62V67H61ZM99 69H101V70H103V71H100ZM134 69L136 70V73L133 75V73H134ZM149 69H151V70H149ZM97 70H99V71H97ZM115 70H116V72H115ZM119 70V71H118ZM126 70V71H125ZM148 70V71H147ZM158 70V68L156 69V71ZM48 71V72H47ZM60 71V72H59ZM76 71H78V73L76 72ZM97 71V72H96ZM118 71V72H117ZM133 71V72H132ZM140 71H143V72H140ZM57 72H58V77L61 79H57V78H55V77H57V76H55L56 74H57ZM74 72H73V74H74ZM96 72V73H95ZM98 72H99V74H98ZM104 72V73H103ZM112 72V73H111ZM121 72H122V74L124 73V75H122L121 74ZM147 72H149V73H147ZM48 75V76H46V74ZM52 73V74H51ZM82 73V74H81ZM103 73V74H102ZM105 73H106V75L108 74V76L110 77H112V78H114L115 77V79H114V81H112V83L111 84H113V88H115V89H113V88H111L112 89V91H111V89H110V91L109 92H112V94L110 93H108V92H106L105 91V81H104V79L102 80L101 79V81H99V79H97L98 80V82L100 83V84H98V82H97V80L95 79L96 77L98 78V75H99V77L101 76L100 74H102L103 76L105 75ZM117 73V74H116ZM138 73V74H137ZM80 74V75H79ZM110 74H114V76H112V75H110ZM126 74V75H125ZM149 74V75H148ZM153 74H155V73H152V75ZM43 75H45V77L43 76ZM122 75V76H121ZM146 75H147V77H146ZM52 76H53V78H52ZM79 76V77H78ZM106 77V78H108L109 79V77ZM74 77V76H73ZM122 77V78H121ZM143 77H145V78H143ZM149 77V78H150ZM50 78V79H49ZM76 78H74V79H71L72 80V82L76 79ZM88 78V77H87ZM86 78V79H87ZM102 78H105V76L104 77H102ZM112 78H110V80H113ZM119 78V79H118ZM145 79L144 81H142L143 79ZM148 78V79H149ZM56 79L59 81H56ZM84 79V78H83ZM108 79H106V80H108ZM118 79V80H117ZM131 79V80H130ZM91 80V81H92ZM60 81H62V83L60 82ZM76 81V80H75ZM75 81H74V83H75ZM87 81V80H86ZM118 81V82H117ZM140 82V83H138V82ZM114 82H117L116 84L114 83ZM123 82H126V84H124V85H126V86H123ZM134 82V83H133ZM137 82V83H136ZM144 82V83H143ZM259 82H261V84H262V86L261 85H259V86H261V87H263L264 88V81L263 80H260V81H258L257 82V84H260ZM48 84V87H50L51 88V90H50V88H48L49 89V91H50V94H47L46 93V95H47V97H49L50 95H51V97H49V98H47L46 97V95L45 96H43V95H41L40 94V97L37 99V97L39 96H37V94L41 91V89H44L45 87H46V85ZM55 83L56 84H58L59 83V85H55ZM61 83V84H60ZM104 83V84H103ZM141 83H143V84H141ZM46 84V85H45ZM103 84V85H102ZM135 84V85H134ZM50 85V86H49ZM55 85V86H54ZM86 85H88V83H86L85 84V86ZM97 85H99L100 87H98ZM104 86V88H102V86ZM115 85H117V86H115ZM139 85V86H138ZM53 86L56 88V86H60V87H58L57 88V91H56V89L55 88H53ZM136 86H138V87H136ZM62 87V88H61ZM117 87H120V88H122V89H118ZM60 88H61V90H64V92L63 91H60ZM125 88H129V90H130V92H128L129 90L127 89V91L125 90ZM47 89V88H46ZM48 89H47V92L49 93V91H48ZM59 89V90H58ZM93 89H94V92H92L93 91ZM101 89H104V90H101ZM138 89V90H137ZM38 90H39V92H38ZM54 90V92H52ZM121 92H120V91ZM122 90H125L124 92H126V93H128V94H126V93H123V91ZM60 91V92H59ZM98 91V92H97ZM103 91H105V92H103ZM113 91H114V94H113ZM117 91V92H116ZM141 91V93H139V92ZM6 92H7V94H6ZM8 92H10V95H9V93ZM59 92V93H58ZM61 92H63L64 93V95L62 96V94H60ZM123 93L122 95H117V93ZM108 93V94H107ZM129 93H130V96H129ZM139 93V94H138ZM58 94V95H57ZM60 94V95H59ZM125 94V95H124ZM7 95V97L9 98V99H7L5 96ZM49 95V96H48ZM66 95V96H65ZM123 95H124V97L126 98V100H125V102H124V100L123 99H125L124 97H123ZM126 95L127 96H129V97H126ZM133 96V98H132V96ZM34 96V97H33ZM35 96H36V99H35ZM58 96H59V98H58ZM114 96H116V97H114ZM123 97L122 99H120L121 97ZM134 96H135V99H134ZM4 97V98H3ZM10 97H11V99L14 101H12L11 99H10ZM45 97H46V99H45ZM54 97V98H53ZM139 97V98H138ZM6 98V99H5ZM43 98V99H42ZM65 98V99H64ZM98 98V99H97ZM102 98V99H101ZM132 98V99H131ZM2 99H4L3 100V102H2ZM31 99V100H30ZM48 99V100H47ZM50 99V100H49ZM54 99V100H53ZM62 99V100H61ZM138 99H142L141 101H139ZM5 100L7 101V102H5ZM26 100V101H25ZM36 100V101H35ZM37 100H40V101H37ZM47 102H46V101ZM52 100V101H51ZM66 100V101H65ZM123 100V101H122ZM63 103H62V102ZM96 101H98L96 104H94ZM102 101H104V102H102ZM131 101V102H130ZM136 101H138V102H136ZM9 102V103H8ZM11 102H13V103H11ZM31 104H30V103ZM40 102V103H39ZM102 102V103H101ZM3 103V104H2ZM66 103V104H65ZM89 103H87V104H89ZM101 103V104H100ZM107 103H109V104H107ZM127 103V107L125 106V104ZM7 104H8V106H7ZM11 104H13V108L12 107H10V105ZM80 104H82V105H80ZM122 104L125 106L124 108H123V110H125L124 111V114H125V116H124V114L122 115V112H123V110H122ZM128 104H130V105H128ZM133 104V105H132ZM32 107H31V106ZM33 105L36 107H34L33 108ZM85 105V106H84ZM94 105H96V106H94ZM99 105H101V106H103L106 110H104V108H103V110L105 111L104 113H102V115H100L101 113H100V111L102 110V108H100V111L98 110L99 109ZM5 106V107H4ZM14 106H15V108H14ZM37 106H38V108H40V107H43V110H41L42 108H40L39 109V113L41 112V114L43 115H39L38 114V116L34 113V117H38V119L40 118H42L43 120L47 117V118H49L50 116H49V114H50V110L51 111H53L52 112V115H54V112L56 113H58V114H56L57 116H55L54 115V121H52L51 119H53V118H50V120L48 119H45L42 123H43V125H45V126H43V125H41L40 126V124H37V123H40L41 121H40V119H39V121H37L38 119H36V118H34L33 116H31L33 113V111H35V112H38V108H37ZM90 106V107H89ZM99 106V107H98ZM115 108H114V107ZM119 106H120V109H119ZM112 107V109H110ZM9 108V109H8ZM17 108V109H16ZM33 110H32V109ZM132 108V109H131ZM3 109H5V110H3ZM23 109V110H22ZM27 109H29L30 111H31V115H30V111L29 110H27ZM46 111H45V110ZM90 111H89V110ZM5 111V112H3V111ZM10 110H13V114L11 113V115H10V113H9V111ZM17 110V112H19V114L20 113H22V111H23V113H24V118H26V116H28V115H30L31 116V118H29V117H27V118H29V119H31L32 120V118H34L33 119V122H35V120L37 121V123H34L35 125L37 124V129H38V125H39V127H44V128H39L38 130H36V131H40V133H37L35 130L34 131H32L31 132V134L29 133V134H23V133H21V132H24V133H26V128H27V125L24 127V124H25V122H20L21 120H19L20 118L19 117H23V115L22 114H20V116H19V114H16L17 116H15V114H14V111H16ZM41 110V111H40ZM60 110V111H59ZM83 112H82V111ZM102 110V111H103ZM107 110H111L110 112L109 111H107ZM114 110H116V113H118V112H120V113H118V115H120L121 114V116L120 117H118V121L117 122H120L121 124H119V126H121V128L125 131V132H127L128 131V133H132L131 135H133L134 136V134H135V138H137L139 141L141 140H147L148 142H149V139H155V140H151L150 142H154V144H157V145H154L153 146V148L154 149H152L151 151H150V154H149V156L147 157V158H144L143 159V157L141 158V156H142V154H141V152H139L140 151V149H139V147H138V150L137 149H133L134 147L133 146H131V144H128L129 142L127 141V139H122V138H120L121 137V135H119V134H117L116 132L114 133L113 132V136H111V134H112V131H113V128L111 127V126H109V124L111 125V124H113V116L111 115L112 113H113V111ZM96 111H98L100 114H96V113H98V112H96ZM28 112V114H26ZM46 113V112H48L47 114H45L46 115V117L44 116V113ZM60 112V113H59ZM78 112V113H77ZM107 112H109L108 114L110 115V117H109V115H107ZM112 112V113H111ZM128 112V114H126ZM130 112H131V114H130ZM8 113V117H7V119L8 120H6V118H5V114H7ZM75 115H74V114ZM2 114H4V115H2ZM59 114H60V116H59ZM63 114V115H62ZM81 114L82 115H86L85 117L84 116H81ZM92 114V115H91ZM98 115V117H95V115ZM13 115V116H12ZM36 115V116H35ZM72 115V116H71ZM109 118H111L112 120H110V119H108V117ZM134 115V116H133ZM140 115H142V116H140ZM18 117L17 119L15 118V117ZM59 116V117H58ZM94 118H93V117ZM99 116H100V118H99ZM104 116V117H103ZM9 117L12 119H9ZM22 117H21V119H22ZM44 117V118H43ZM51 117H53V116H51ZM79 118V120H77L78 122H76V121H74L75 123H74V125H76L77 123H79V124H77L76 126H75V129H73L74 128V125L72 124L71 125V123H72V121L73 120H75L76 118ZM88 117H90V118H88ZM92 117V118H91ZM105 117L108 119V121H105V120H107V119H105ZM125 117V118H124ZM126 117L128 118V120L130 119V120H132L134 117H135V119H133V123L131 122V121H129V122H127L128 120H126ZM140 117V118H139ZM16 119V123H18V124H16L15 123V119ZM96 118V122H95V127L94 126H92V125H87L86 124V121H87V123H89L90 121V123L92 124V123H94V122H92L94 119ZM120 118V119H119ZM137 118H138V120H137ZM70 119V120H69ZM87 119V120H86ZM89 119H91V120H89ZM14 120V121H13ZM23 120V119H22ZM46 120H47V122H46ZM89 120V121H88ZM137 120V121H136ZM144 120H146V123H145V121ZM6 121V122H5ZM56 121V122H55ZM82 121V122H81ZM110 121H112V123H110ZM139 121V122H138ZM144 121V122H143ZM7 123L6 125H5V123ZM50 122V123H49ZM65 122V123H64ZM107 122V123H106ZM138 122V123H137ZM141 122H143V123H141ZM14 123V124H13ZM47 123V124H46ZM96 123H97V125H96ZM106 123V124H105ZM109 123V124H108ZM148 123V124H147ZM149 123H152V125L151 124H149ZM107 124H108V126H107ZM131 124H132V126H131ZM140 126H139V125ZM148 126V127H146V125ZM18 126L17 128L20 130H18L17 128H15V126ZM34 125V128H36V126ZM65 125V126H64ZM87 125V126H86ZM144 126V127H141V126ZM157 126V128H156V126ZM73 126V127H72ZM78 126V128H76ZM89 126H91V127H94V128H90ZM102 126H104V127H102ZM10 127V128H9ZM21 127H23V128H25V130H23V128H22V130H21ZM46 127V128H45ZM87 127L89 128V131H90V133L87 131L88 129H87ZM101 127V128H100ZM105 128H110L109 130L108 129H105ZM111 128H112V131H110L111 130ZM143 128H144V130H148L149 132H146V133H148V134H145V131L143 130ZM156 128V129H155ZM17 129V130H16ZM87 131H85V130ZM91 129V130H90ZM107 130L109 133H111V134H109L108 133V136L110 137H108L107 136V132L105 131V130ZM140 129V130H139ZM142 129V130H141ZM162 129H166V130H164V131H162ZM7 130V131H6ZM11 130V131H10ZM146 130V131H147ZM43 131V132H42ZM73 131H75V132H73ZM83 131H85V132H83ZM92 131V132H91ZM103 131V132H102ZM140 131V132H139ZM143 133H142V132ZM167 131V132H166ZM14 132V133H13ZM36 132V134H37V136H36V134H35V136H36V139H35V137H34V139L36 140V141H34V140H31V139H33V137H32V135L34 134V133ZM47 132V133H46ZM80 134H79V133ZM93 132H96V133H98V134H96V133H93ZM104 132H105V134H104ZM152 132H155V133H152ZM162 132V133H161ZM176 132V133H175ZM218 132H219V139H220V142H221V145H222V148H223V151H224V153H225V156H226V159H227V163H228V166H229V170H230V172H231V174H232V176H233V180H234V182L236 183V188H237V191H238V193L240 194V197H241V199H242V202H243V204H244V206H245V208H246V210H247V214H248V217H249V220H250V222L252 223V225H253V227H254V230H255V232L257 233V237H258V239L261 241V243L264 245V238L262 237V235H261V232H260V228H259V225H258V223L256 222V217H255V215L253 214V212L250 210V207H251V204L252 203H254V201H255V193H254V191L252 190V189H249L250 188V186H249V183H248V181H246V182H243L242 181V179H241V177H240V175H239V173H238V171H237V166H236V164H235V162H234V160H233V158H232V155H231V153H230V151H229V149H228V145H227V143H226V141H225V139L222 137V135H221V133H220V131H219V129H218ZM19 133H21V134H19ZM33 133V134H32ZM73 133H75V135L73 134ZM88 133V135H90V136H86V134ZM103 133V134H102ZM39 134H41V136H38ZM64 134V135H63ZM70 134V135H69ZM94 134V135H93ZM139 134V135H138ZM150 134H154V135H150ZM183 134V135H182ZM185 134V135H184ZM28 135H31L30 136V138H26V137H28ZM107 138H104V136ZM150 135V136H149ZM165 135H167V136H165ZM170 135V136H169ZM14 136V137H13ZM20 136H22L21 138H19ZM26 136V137H25ZM34 136V135H33ZM68 136V137H67ZM84 136H86L87 138H84ZM119 138H118V137ZM151 136H153L154 138H152ZM158 136V137H157ZM172 136L174 137L173 138V140H175V141H169V137L170 138H172ZM180 136H182V137H180ZM17 137V138H16ZM32 137V138H31ZM38 137H40V141L38 140ZM45 137V138H44ZM82 137V138H81ZM187 137H188V139H190V140H186L187 139ZM190 137V138H189ZM194 137V138H193ZM3 138H5V139H3ZM26 138V139H25ZM48 138V139H47ZM69 138H72V139H74V140H72V139H69ZM76 138V139H75ZM79 138H81V139H79ZM89 138V139H88ZM191 138H193V139H191ZM67 139V140H66ZM78 139V140H77ZM84 141H83V140ZM109 139V140H108ZM111 139H112V141H111ZM37 140H38V142L40 143V142H42V143H40L39 145H38V143H37ZM79 140H82V141H79ZM105 140H107L108 142V144L105 142ZM113 140H115V141H113ZM168 140V141H167ZM31 141H34V143L33 142H31ZM50 141V142H49ZM67 141V142H66ZM124 141V142H123ZM127 143H126V142ZM147 141H145V142H147ZM155 141L157 142V143H155ZM161 141V142H160ZM191 141V142H190ZM4 142V143H3ZM27 142V143H26ZM29 142V143H28ZM46 142V143H45ZM73 142V143H72ZM76 142V143H75ZM80 144H79V143ZM187 142V143H186ZM194 142H196V143H194ZM3 143V144H2ZM11 143V144H12ZM20 143V144H19ZM30 143H32V145L30 144ZM69 143H72V144H69ZM125 143V144H124ZM168 143V144H167ZM183 143H186L187 144V148L185 147V144H183ZM193 145H192V144ZM19 146H18V145ZM30 144V145H29ZM35 144H36V146H35ZM41 144H42V149L40 148V146H41ZM79 144V145H78ZM107 144V145H106ZM128 144V145H127ZM165 144V145H164ZM182 144L184 145V147L182 146ZM190 144H191V146H193L192 148L191 147H189L190 146ZM15 145H17L18 147L16 148L15 147ZM23 147H22V146ZM73 145H75V146H73ZM6 146V145H5ZM32 146H34V147H32ZM44 146H45V148H44ZM103 146H106V147H103ZM161 146V147H160ZM173 146H175V147H173ZM176 146H180V149L177 147L176 148ZM4 149H3V148ZM14 147H15V149H14ZM20 147H22L21 149H20V152H19V150L17 151L16 149H19ZM28 147V148H27ZM31 147V148H30ZM39 147V148H38ZM69 147H70V150H69ZM72 147V148H71ZM79 147V148H78ZM124 147H126L125 148V150H127L128 152H125V150H124ZM133 147V148H132ZM198 147V146H197ZM30 148V149H29ZM33 148V149H32ZM35 148H37L38 149V152H37V149H36V152L34 151L35 150ZM105 148L107 149L105 152H107V153H105L104 152V150H105ZM132 148V150H133V153L134 152H137L136 154H135V156H136V160H137V162H135V160H133L132 159V155H134V154H132V150L130 151V149ZM175 149L174 151L172 150L171 151V149ZM3 149V150H2ZM25 149H27V150H25ZM34 151H32V150ZM75 149H77L76 151H75ZM79 149V150H78ZM89 149H90V151H89ZM104 149V150H103ZM129 149V150H128ZM169 149H170V151H169ZM184 149H186V150H184ZM188 149V150H187ZM190 149V150H189ZM28 150H30V151H28ZM41 151V153H40V151ZM43 150H44V152H43ZM199 150V152H195V151H198ZM12 151L14 152V153H12ZM21 151H24V152H21ZM26 151V152H25ZM88 151V152H87ZM177 151V152H178ZM195 151H191V152H186V155H188L189 157H192V160L194 159V161H191L190 160V163H189V168H190V172H189V174H191L190 176H189V181H188V183H190V186H189V184H187V186L189 187V189H188V187H186L185 188V192H184V195H183V197H188V196H190L191 195V193H189V191L188 190H190V191H192V193L194 192V190H196V188H197V184H198V181H199V170H197V172H195L196 171V169H198V166H196L197 168L195 169L194 167H195V165H198V162L200 161V158H202L203 157V155H204V151H203V149H202V151H201V148H199V149H195ZM30 152H32V153H30ZM42 152L44 153V154H42ZM73 152V153H72ZM89 152H91L92 154H90ZM101 152V153H100ZM103 152V153H102ZM200 152H201V156L200 155H198V154H200ZM32 154L31 155V157H30V159H29V156H30V154ZM75 153L77 154V155H75ZM80 153V154H79ZM96 153V154H95ZM121 153V154H120ZM125 153V154H124ZM126 153H129V155H130V157H129V155L128 154H126ZM29 154V155H28ZM35 154V155H34ZM36 154H38V155H40L41 154V158H40V156H38V155H36ZM104 156L105 154H107L108 155V157H110V158H108L107 156H104L105 158H103V156ZM138 154V155H137ZM160 154V155H159ZM191 154V155H190ZM18 155V156H17ZM82 155V156H81ZM91 155V156H90ZM96 157H95V156ZM119 155H121V156H119ZM153 155H155L154 157H153ZM159 155V156H158ZM175 155H176V153H175ZM174 155V156H175ZM177 155H178V153H177ZM34 156V157H33ZM138 156V157H137ZM154 158H152V157ZM39 157V158H38ZM62 157V158H61ZM150 157H151V159H153L152 161H151V159H150ZM198 157V158H197ZM21 158H22V155H21ZM32 158H35V159H32ZM38 158V159H37ZM67 158V159H66ZM71 158H73V159H71ZM75 158V159H74ZM84 158V159H83ZM93 158H95V159H93ZM103 160H102V159ZM175 158V159H174ZM197 158V159H196ZM39 159H41V161L39 160ZM60 159V160H59ZM63 161H62V160ZM97 159L99 160V159H101V161L100 162H102V161H105V162H102V163H100L99 161H97ZM113 159V160H112ZM132 159V160H131ZM144 160V162L146 163V165H145V163H144V166L142 165L143 164V160ZM146 159V160H145ZM149 159V160H148ZM158 159H160V160H158ZM191 159V158H190ZM35 160V161H34ZM65 160V161H64ZM81 160H83V161H81ZM96 160V161H95ZM109 160H111V161H109ZM128 160H129V162H128ZM131 160V161H130ZM165 160H169L168 161V164H167V162H165L166 164H164V161ZM196 160V161H195ZM198 160V161H197ZM30 161H32V163L30 162ZM39 161V162H38ZM61 161V162H60ZM148 161H150V162H148ZM154 161V162H153ZM161 161V162H160ZM2 162H0V168H1V166H3L2 165ZM34 162V163H33ZM58 162H59V164H58ZM67 162V163H66ZM110 162V163H109ZM132 162V163H131ZM135 162V163H134ZM151 162L152 163H154V165L153 164H151ZM173 162H175V163H173ZM192 162V163H191ZM32 165H31V164ZM36 163H39V165H40V163H42L41 165H40V167H39V165L38 164H36ZM92 163H96V165L95 164H92ZM104 164V165H100L101 167H99V166H97V165H99V164ZM108 163V165H109V167L111 168L113 165H115V166H113V168L112 169H107V170H105V169H102V170H105V171H101V172H99V175H102L101 173H105V174H103V179H102V176L101 177H98V175H96L97 173H93L92 171H96V172H98V170L100 171L101 169L100 168H102L103 166H105L106 164ZM121 163V164H120ZM25 164V166H28V165H26ZM35 164L36 165H38V167L40 168H37V166H35ZM58 164V165H57ZM60 164L61 165H63L62 167L60 166ZM113 164V165H112ZM131 164V165H130ZM135 164V165H134ZM147 164H151V166H147ZM192 166H191V165ZM90 165V166H89ZM94 165V167L96 166V167H98L99 169L98 170H95V169H92L91 170V168H92V166ZM107 165V166H108ZM137 165V166H136ZM138 165H139V167H138ZM157 165V166H156ZM162 165V166H161ZM176 165V164H175ZM44 166V167H43ZM59 166V167H58ZM65 166V167H64ZM80 166V167H79ZM107 166H105L106 168H107ZM131 166V167H130ZM137 168H136V167ZM153 166H156V167H154L153 169H151ZM38 169V171L35 169ZM57 167H58V169H57ZM90 167V168H89ZM93 167V168H94ZM95 167V168H96ZM151 169L150 171H149V169ZM151 167V168H150ZM157 167L159 168V169H157ZM56 168V169H55ZM80 168V169H79ZM89 168V169H88ZM164 169V173H163V170H161V169ZM167 168V170H169V171H165V169ZM249 169H252V171H254V169L253 168H250V167H248ZM4 169V168H3ZM1 170L0 172V182H2V184H5V185H8L9 183H10V180H9V182L7 181L8 179H6L7 177L10 179V176H12L11 174L9 175V174H7L6 172H5V170ZM42 169H45V170H43V172H42ZM73 169V170H72ZM136 169H140V172H141V178L143 179V180H145V182H147V183H149L148 185L151 187V189L152 190H155L154 191V195L155 196H157L156 198H154V200H153V202H150V203H147L146 205H148V206H146L148 209H149V218L147 219L148 221L145 223V228H137V227H133V226H129V225H123L122 227L121 226H118V225H116V224H114V223H112V222H110V218H113V216L115 215V213H116V211L117 210H121V208L122 207H125V208H127V215H126V217L127 218H129L130 219V221H131V223H132V225H135V224H140V218H139V212H140V209H141V206H143L144 204H145V201L149 198V196L150 195H148V194H150V192H149V190H147L145 187H143V188H141V186H139V187H135V186H138L137 184H135V182L133 181V179L135 178V173H131V172H135L136 171ZM143 169H146V170H143ZM148 169V170H147ZM157 169V170H156ZM23 170V169H22ZM22 170H21V172H22ZM24 170H23V173H24ZM40 170H41V173H42V175H41V173H40ZM47 170V171H46ZM51 170V171H50ZM79 170V171H78ZM108 170H111V171H108ZM126 170V171H125ZM45 171H46V173H45ZM70 171V172H69ZM106 171H108L107 173H106ZM121 171V172H120ZM125 171V172H124ZM131 171V172H130ZM2 172H4V173H2ZM32 172V173H33ZM37 172V173H36ZM59 172V173H58ZM82 172V173H81ZM121 173V174H118V173ZM131 174H130V173ZM154 172H156V173H154ZM163 173V175L161 176V174H159V173ZM165 172H167L168 174H165ZM170 172V173H169ZM6 173V175H4ZM23 173H21L22 175H23ZM38 173H39V176H38V178H37V176H36V178H35V176L34 175H38ZM128 175H127V174ZM195 173V174H194ZM45 174V176H47L46 178L43 176ZM61 174V175H60ZM63 174V175H62ZM90 176H89V175ZM108 174V175H107ZM113 174V175H112ZM142 174H145L144 176L142 175ZM169 174H171V175H169ZM196 174L198 175V176H196ZM4 176L3 178H1V176ZM9 175V176H8ZM13 175H15V176H13V178L11 179V181L13 180V179H17V178H14V177H18V176H16V174H13ZM21 175V176H22ZM53 177H52V176ZM65 175V176H64ZM79 175H80V178H79ZM95 175V176H94ZM122 175V176H121ZM134 175V176H133ZM166 175H169L168 177L166 176ZM7 176V177H6ZM20 176V177H21ZM42 176V177H41ZM55 176V177H54ZM61 176H62V178H61ZM71 176H72V180H71ZM114 176V177H113ZM165 176L167 177V181H169L170 183H171V185H169V182H166V180H165ZM196 176V177H195ZM6 177V178H5ZM34 177V178H33ZM41 177V178H40ZM61 179H60V178ZM64 177V178H63ZM75 177V178H74ZM76 177H78V179L76 178ZM87 177H89V178H87ZM110 177H113L112 179L110 178ZM116 177H118V178H116ZM120 177H121V180H119L120 179ZM147 177V178H146ZM197 177H198V179H197ZM5 178V179H4ZM48 178V179H47ZM52 179L53 180V183H52V181H50V179ZM56 178H57V180H56ZM100 178V179H99ZM115 178H116V181H114L115 180ZM131 178V179H130ZM133 178V179H132ZM170 178V179H169ZM195 178H196V180H198V181H196L195 180ZM4 179V180H3ZM43 179V180H42ZM61 181H60V180ZM63 179V180H62ZM65 179V180H64ZM75 179V181L73 182V180ZM102 179V180H101ZM114 179V180H113ZM117 179H118V181H119V183H118V181H117ZM6 180V182L4 183L3 181H5ZM26 180H27V182H26ZM56 180V181H55ZM58 180L60 181V182H58ZM67 180H69V182H67ZM132 180V181H131ZM165 180V181H164ZM193 180V181H192ZM195 180V181H194ZM33 181V182H32ZM62 181H64V182H62ZM77 181V182H76ZM101 181H104V182H101ZM151 181H153V183H151ZM224 181V179L222 178V177H220V181L218 180V183L219 182H223ZM13 182H16V181H14L13 180ZM73 182V183H72ZM88 182V183H87ZM101 182V183H100ZM113 182V183H112ZM117 182V183H116ZM156 182V183H155ZM165 182V183H164ZM242 182V183H241ZM8 183V184H7ZM12 183V182H11ZM56 183V184H55ZM59 183H60V185H59ZM85 183V184H84ZM103 183V184H102ZM116 183V184H115ZM131 183H133L132 185L133 186H131ZM193 183V184H192ZM221 183H219V187H221V189L222 188H224V189H222V190H225L226 188V192L228 193V195H229V192H228V187H227V185H226V183H225V181L222 183L223 184V186H222V184ZM64 184H66V186H64ZM71 186H70V185ZM73 184V185H72ZM128 184H130V185H128ZM192 184V185H191ZM247 184V185H246ZM45 185V186H46ZM53 185V186H52ZM56 185V186H55ZM59 185V186H58ZM83 185V186H82ZM85 185V186H84ZM104 185H106V189L105 188H103L104 187ZM117 187H116V186ZM158 186V188H157V186ZM21 186L22 187H24L23 185H19V187L21 188ZM63 187L65 190H64V195L63 194H61L63 191H62V189L63 188H61V187ZM103 186V187H102ZM115 186V187H114ZM195 187V189L194 190H192V188H190V187ZM249 186V187H248ZM33 187H34V189H33ZM71 187V188H70ZM82 187H83V190H82ZM91 187V188H90ZM100 187V188H99ZM161 189H160V188ZM168 187V188H167ZM193 187V188H194ZM19 188V189H20ZM117 188V189H116ZM119 188H122V189H119ZM145 188V189H144ZM22 189H24V188H21L20 189V191L22 190ZM33 189V190H32ZM37 189V191H35ZM79 189V190H78ZM94 189H97V190H95V191H93ZM101 189V190H100ZM115 189V191H120V192H118L117 191V193H118V195H117V193L116 192H113L112 190H114ZM160 189V190H159ZM55 190V191H56ZM70 190H72L71 192H70ZM156 190H158V191H156ZM168 190V191H167ZM171 190H173V191H171ZM245 190H248V192L247 191H245ZM252 192H251V191ZM24 190H22L21 192H22V194L24 193V194H26V196L24 195V197H25V199L27 198V197H29V198H27L28 199V202H30V203H28L27 202V199L26 200H24L25 201V206L22 208V209H24V210H22V209H20V211H22V212H26V211H29V210H26L25 211V209H30V211L32 210L31 208H32V206H34L33 204L31 205V203H32V197H30L31 195L29 194V193H26ZM62 191V192H61ZM78 191V192H77ZM99 192V193H97V192ZM112 191V192H111ZM148 191V194H146V192ZM80 192H81V194H80ZM110 192H111V194L112 193H114L115 194V196L112 194H110ZM158 193V195L156 194V193ZM162 192V193H161ZM164 192L165 193H167V194H169V195H165L164 194ZM168 192H171V195H170V193H168ZM73 194V195H70V194ZM185 193H187V194H185ZM251 193H253V194H251ZM30 196H29V195ZM91 194V195H90ZM133 194V195H132ZM174 196H173V195ZM28 195V196H27ZM36 195H37V197H36ZM76 196L77 198H75V199H72V198H74L73 196ZM109 195H111L110 197H108ZM117 195V196H116ZM120 195V196H119ZM122 195V196H121ZM34 196H35V198H34ZM63 197V200H62V198L61 197ZM64 196H66V198L64 197ZM120 198H119V197ZM145 196V197H144ZM148 196V197H147ZM154 196V197H155ZM166 196V197H165ZM170 198H169V197ZM172 196V197H171ZM39 197V198H38ZM79 197V198H78ZM116 197V199H114ZM121 197H123V200L121 199ZM134 197H136V198H134ZM162 197V198H161ZM168 197V198H167ZM54 198V199H55ZM108 198V199H107ZM114 200H113V199ZM143 198H147V199H143ZM169 199L168 200V202H170L169 204L166 202V200L167 199ZM24 199V198H23ZM30 199V200H29ZM70 199H72V200H70ZM119 199H121L120 201H119ZM161 199H164L163 200V202H166V203H164L163 204V202H162V200ZM171 199H173V200H171ZM61 200V201H60ZM73 200H75V201H77V203L76 202H74L75 204H73ZM80 200H82L81 202H80ZM110 200H112V201H114V202H112V205L110 204L111 202H110ZM136 201V203H135V201ZM251 200V201H250ZM59 201V202H58ZM108 201V202H107ZM171 201H174L173 203L171 202ZM26 202L29 204V206H28V204H26ZM34 202V201H33ZM57 202V203H56ZM105 202V203H104ZM119 204H118V203ZM142 202V204H140ZM160 203V204H159ZM20 203H17V204H15V205H19ZM24 204V202L22 201V203H21V205H23ZM73 204V205H72ZM120 205V207L118 206V205ZM140 204V205H139ZM75 205V206H74ZM104 205V206H103ZM110 205V206H109ZM115 205H117V207H115ZM138 205H139V209H138ZM150 205V206H149ZM159 205V206H158ZM161 205V206H160ZM122 206V207H121ZM171 206V207H170ZM22 207V206H21ZM20 207V208H21ZM26 207V208H25ZM115 207V208H114ZM130 207H132V208H130ZM172 208V209H170V208ZM59 207H56V212H58V214L60 215V213L62 212V213H64L62 216L60 215V226L59 227H62V225H63V227H64V222H65V219H67V218H65L66 216H67V214L68 215H70L69 213H66V212H68V211H62L63 209L62 208H59L60 209V212L58 211L59 209H58ZM89 208H91V209H89ZM158 208H160V210L158 209ZM179 208V209H178ZM1 209V208H0ZM66 209V210H67ZM178 209V210H177ZM76 210H78V211H76ZM112 210H113V212H112ZM136 210H139V211H137L136 212ZM161 212V214H158V213H160L159 211ZM172 210V211H171ZM175 210V211H174ZM178 211V212H177ZM111 212H112V214H111ZM155 212V213H154ZM176 212V215L174 214V213ZM61 213V214H62ZM23 214V213H22ZM57 214V213H56ZM57 214V215H58ZM179 214V215H178ZM66 215V216H65ZM86 215H92V216H94L95 218H98V221H97V223L95 224L96 225V227L98 228V229H96V227L94 228V227H92V228H89L88 227V225L86 224V222H87V219H85V216ZM112 217H111V216ZM155 215V216H154ZM158 215L159 216H161L162 215V217H158ZM164 215V216H163ZM181 215V216H180ZM154 216V217H153ZM170 216H171V218H173V216H174V220H178L179 222H176V221H173V220H171V219H169L170 218ZM176 216H179V217H177L176 219H175V217ZM22 217L24 218L25 216H23L22 215ZM61 217H64V219L63 218H61ZM204 217V215L202 216H200V218H203ZM22 218V219H23ZM29 218H31L30 219V221H27L26 219H29ZM156 218H157V220H159V222L157 221V223H156ZM161 218V219H160ZM179 218V219H178ZM21 219V222H23L24 220V224H22V225H24V227L25 228H27V229H30L31 230V232L33 233V234H35L34 233V231L36 232V230H34V228L36 229V226H35V224L34 225H32L33 223H35L34 222V219L32 218V217H27L26 216V218L24 219V220H22ZM163 219H164V222H163ZM181 219H182V221H181ZM0 220H1V218H0ZM102 220V221H101ZM171 220V221H170ZM183 220L185 221V222H183ZM78 221V222H77ZM81 221V222H80ZM168 221H169V223H168ZM32 223V224H28V223ZM172 222V223H171ZM78 223H80V224H78ZM84 223V224H83ZM179 223H181V227L179 226ZM183 223H184V225H183ZM1 224H3L4 225V227L3 228H1L3 225H1ZM26 224H28V225H26ZM62 224V225H61ZM103 224V225H102ZM158 224H160L159 226H158ZM164 224H166V225H164ZM167 224H173V226H169V227H164V226H168ZM0 229H1V231H2V233L3 232H5V230H7L6 229V226L7 225H5L3 222H2V220H1V222H0ZM87 225V226H86ZM111 225V226H110ZM116 227H115V226ZM156 225V226H155ZM176 225H178L177 227H176ZM15 226V225H14ZM17 226V225H16ZM29 226V227H28ZM33 226V227H32ZM153 226H154V229L155 230H158V231H155V230H153ZM185 227V230H184V227ZM9 227V226H8ZM77 227V228H76ZM87 227V229H85ZM104 227V228H103ZM118 227H119V229H118ZM156 227L158 228V229H156ZM180 227V228H179ZM77 230H76V229ZM79 228V229H78ZM103 228V229H102ZM124 228V229H123ZM166 228H168V229H166ZM182 228V229H181ZM259 228V229H258ZM62 229V228H61ZM116 229H117V232H116ZM128 229V230H127ZM164 229H166V230H164ZM176 229V230H175ZM179 229H181V230H179ZM29 230V231H30ZM34 230V231H33ZM76 230V231H75ZM103 230L104 231H108V233H104L103 232ZM124 230H126V231H124ZM162 230V231H161ZM169 230V231H168ZM174 230V231H173ZM1 231H0V238H1V236H3L2 235V233H1ZM75 231V232H74ZM99 231H101V232H99ZM141 231V232H140ZM160 231V232H159ZM167 231V232H166ZM179 231H180V233H179ZM188 233V235L186 234V232ZM102 232H103V234H102ZM166 232V233H165ZM171 232V233H170ZM52 233V232H51ZM90 233L91 235V237L88 235V234ZM93 233H97V234H94V235H92ZM159 233H162V235L161 234H159ZM109 234H110V236H109ZM171 234V235H170ZM179 234H180V236H183V237H180L179 238ZM186 234V236H187V238H185L186 236H184ZM81 235V236H80ZM152 235H154L156 238H153V237H151ZM166 235H168L167 237H165ZM210 235L211 234H205V235H203V237H205V241L209 244V248H210V250L211 251H208L206 254H205V257H206V259H205V261L206 262H204V264L206 263V264H225V263H230V264H235V263H237V264H244L245 263V261H244V258H243V255H241L238 251H229L230 252V254L229 255H231L232 254V256H233V258H232V256H229L230 258H232V260L230 259L229 260V262H226V261H224V260H222V259H218V258H220V257H217L216 255H214V254H212V250H214V249H216V248H220L219 246H221L220 244V242L219 241H221L220 239H217V238H219L216 234H212L211 235V238H210ZM209 236V237H208ZM53 237V238H52ZM51 237V239H53V240H51L52 242H54V244H56V245H53V243H52V245L56 248V250L58 249V248H60L61 249V243L58 241V240H56L55 238H54V236H52ZM89 237V238H88ZM114 238V239H113ZM210 239V240H207V239ZM2 239V238H1ZM0 239V240H1ZM68 239V240H67ZM104 239V240H103ZM180 239H182V240H180ZM214 239V240H213ZM185 241V242H184ZM56 242H58V243H56ZM187 242V243H186ZM188 242H190V244L188 243ZM71 244V245H70ZM158 247H157V246ZM58 246V247H57ZM71 247H73V252L72 251H70L72 248ZM155 247V248H154ZM215 247V248H214ZM80 248V249H79ZM171 248V249H170ZM60 249H58L57 250V252L59 253V255L61 256L62 254H61V250ZM144 251V252H145ZM153 253H152V252ZM103 252H105V253H103ZM145 252V253H146ZM167 252V253H166ZM210 252V253H209ZM102 253V254H101ZM166 254V255H165ZM172 254H174V255H172ZM76 255H78V256H76ZM161 255V256H162ZM207 255V256H206ZM210 255H211V257H210ZM115 256H117V257H115ZM120 256H121V254H120ZM62 257H63V255H62ZM76 257H77V259H76ZM86 257V258H87ZM146 257H149V256H146ZM256 256H254L253 254H252V257H251V259L252 260H254L255 261V264H259V262H258V260H257V258H255ZM154 258V257H153ZM153 258H151V262H152V260H154V263H152V264H158L157 262H156V259H153ZM210 258V259H209ZM235 258V259H234ZM115 259V260H114ZM167 259V260H166ZM184 259V260H183ZM209 259V260H208ZM212 259V260H211ZM214 259V260H213ZM218 259V260H217ZM234 259V260H233ZM61 260L63 261V258H61L60 259V262H61ZM117 260V261H116ZM170 260V261H169ZM174 260V261H173ZM180 260V261H179ZM169 261V262H168ZM178 261V262H177ZM216 261V262H215ZM221 261V262H220ZM225 262V263H223V262ZM230 261H232V262H230ZM243 261V262H242ZM118 262V263H117ZM176 262V263H175ZM210 262H212V263H210ZM79 263H81V261L80 262H77V264H79ZM171 263V264H172ZM60 264H63V263H60Z\"/></svg>",
  "mask_w": 264,
  "mask_h": 264
},
{
  "label": "snow or ice",
  "instance_id": "snow-or-ice-1",
  "mask_svg": "<svg viewBox=\"0 0 264 264\" xmlns=\"http://www.w3.org/2000/svg\"><path fill=\"white\" fill-rule=\"evenodd\" d=\"M133 147H135V146H133Z\"/></svg>",
  "mask_w": 264,
  "mask_h": 264
}]
</instances>
